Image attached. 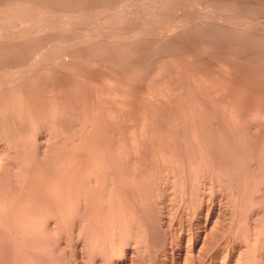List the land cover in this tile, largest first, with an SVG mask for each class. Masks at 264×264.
I'll use <instances>...</instances> for the list:
<instances>
[{
    "label": "rangeland",
    "instance_id": "obj_1",
    "mask_svg": "<svg viewBox=\"0 0 264 264\" xmlns=\"http://www.w3.org/2000/svg\"><path fill=\"white\" fill-rule=\"evenodd\" d=\"M13 1H15V2H13ZM52 3H53V5H52ZM67 3H69V4L66 5ZM138 9H139V11H138ZM155 16H159L158 18H160V19H157ZM124 17H126L127 19L126 18L124 19ZM130 17H131V19H130ZM179 17L180 18L183 17L182 19L190 21L188 29L182 34V36L183 35L184 36L183 37L181 36V38H180V39H182V42L179 39V42L176 43V45L173 46V48H168V49L164 48V53L165 52L167 53V54L165 53L166 59L164 62V66H166V68L169 71L167 69H165V67H164L163 72L158 71V69L155 66V64H156L155 63V54H156L155 40H156V37L159 34V30H166L172 24L178 23ZM204 17H206V18H204ZM18 18H19V20H18ZM68 18H69V20H68ZM152 18H155V19H152ZM202 19H206L205 23L200 24ZM125 20L127 21V23ZM153 20H157V21H153ZM111 22L114 25L111 24ZM137 22H138V24H137ZM225 22L229 23V25H230L229 29H228V23H227V25H222V24H225ZM248 22H250V23L248 24ZM120 23L123 25H121ZM246 23H247V25H246ZM136 24H137V26L139 25L141 28L136 29ZM166 24H167V26H166ZM231 24H234V25L235 24L236 25L237 24H243L246 26L250 25L252 27L254 26L256 28V31L259 33H255L254 31H252V33H251L250 31H246V30L242 31V29L240 27H238L239 29L236 28V26L234 28L233 25L231 26ZM48 25H50V26H48ZM23 26H24V28H23ZM115 26H118V27H115ZM104 27H106V28L104 29ZM231 27L237 31L233 32L234 30H232ZM262 27H264V0H261V1L260 0H256V1L255 0H229V1L228 0H142V1L141 0H86V1L85 0H74V1L73 0H45V1L44 0H30V1L29 0H0V29H1L0 30L1 31L0 32L1 33L0 34L1 35L0 36V74H2L7 68H8L7 70H13L14 68L16 69L18 66L23 67L24 64H25V66L26 65L28 66L30 63L32 65L36 61H39L40 62L39 64H41V65L43 64L44 68L46 67L52 73H54V74H52L50 71H48V69H46L45 72H44V70H42L43 73L40 71L41 74H39V75H38L39 72L36 73L37 75L34 74L35 72L31 73V74H29L30 76L28 77V82L24 84L23 88H22V86L18 87L19 89L21 88V90H18V88H17V89L10 90L12 93L10 91H8L7 93H3L4 96H6L5 100L3 98V94H0V97L2 96V98H3V99L1 98V101H0V108H1L0 115L3 114L0 116V131H1L0 134L2 133L1 134L2 136L0 135V155L1 154H3L4 156L6 155V157H4V159L0 160V162H1L0 163V179L3 180V181L0 180L2 183V184H0V186H1L0 189H2V190H0V191H2V192H0V195H1L0 197H1V202L3 204L2 206H3V208L5 207V209L1 210L2 206L0 205L1 206L0 215L2 213V215L0 216V264H115V263L116 264H181V263L183 264V261H185L184 264H228L229 261L236 262V263L238 262L237 264H239V263L242 264L241 261H243V259H245L246 255H248V258H250L251 260L252 259L254 260L251 263L255 262V260L258 258L257 260H259V261L256 260L257 263L255 262L253 264H264V253L262 254V252H264V241H263L264 240V235H263L264 229H262V228H264V226H263L264 225V220H263L264 219V209H263L264 208V205H263V203H264V197H263L264 196V188L259 189V187L261 185H262L261 187H264L263 186L264 182L261 183L262 181L259 178H258L259 180L258 179L256 180L257 176L255 175V174L258 175L259 173H261L262 169L260 170L259 168H257V171L255 170L257 173L255 171H254L255 173L252 172V174H254L256 176V177L252 176V178H253V180H256V181H253L252 179L250 180L251 175H252V174H250V171L252 170L251 168L255 167V166L259 167L263 164L262 162H264V161L261 162V160H262L261 158L264 157L263 156L264 155V148L261 146V144L259 145V143H261V142L264 143V138L262 137L263 136L262 131L257 130V132H256V130L254 131L251 128H247L246 124H244L245 123L244 121L246 119L243 121V124L245 125L243 127H245V129L242 126H239V125H241L240 122L236 121L235 119H232V118H234V115H232L233 113L229 114L228 116L225 115L224 112L226 111V109L223 110L224 109L223 105L220 102H218L215 98L211 97V96H213V94L210 95V97L209 96L207 97V99H206L207 101L204 100V104L206 106H204L203 108H200V109L199 108H193L192 104L194 102L192 103L191 100L186 101L185 98L184 99L182 98L184 95V92H183L184 89L186 88V90H185V92H186L189 89V87H185V88L183 87L182 88L183 90L181 89L182 93L178 92L179 95H178V93L174 94L178 98H176L173 95L172 96L173 98H171V100H169L168 98H166L167 97V96H165L166 94L165 95L163 94L165 96L163 98L161 96L162 95L161 90L164 89V87L168 86V85L165 86V84H168V83H166V80H168V77H167L168 74L171 75V78L173 81H175V82L177 81V84H182L186 79L190 78L187 75L189 74L191 76V74L193 73L191 71V69L192 68L196 69L197 67H195V65L198 64L197 62H195L193 64L191 60H193V61L195 60L196 52L198 51L202 57L204 56V58H202V59L203 60L205 59L206 63H208V65H207L208 66V70H207L208 73H206L205 77L211 76L212 78H215L214 80H218L219 78H220L219 80H221V78H222L223 81L225 80L224 78H226V80H228V78H229L228 81L229 82L231 81L232 85L228 81H226V80L224 81L226 84H228V85L230 84L229 86H233V83L236 82V85L234 84V86L237 87V89H240V86H241L242 89L241 90L236 89L237 91L234 90V91H236V93L240 91L238 94L235 93V96L238 95V96H236L238 99H236V98L235 99L238 103L241 102L245 106L247 104V102L252 100V97L256 98L258 96L257 95L258 92H256L257 93L256 94L254 91L255 89L253 87L258 86L257 84H259V83H260V85L262 84L261 85L262 87H264V80H263L264 79L263 78V74H264V50H263L264 49V28H262ZM98 28H99V30H98ZM96 31H97V33H96ZM113 31H114V33H113ZM115 32L117 33V36H116ZM245 32L247 34H245ZM91 33H93V34H91ZM108 33H109V36L111 33H113V34H111L113 36L112 40H110L111 36L109 37L107 35ZM95 35H102V36H105L107 38H105V37L102 38V36L101 37L96 36L97 38H95ZM118 35L120 37L119 41H117ZM123 35L125 36V38ZM230 35H231V37H230ZM116 37H117V39H116ZM208 37H209V39H208ZM121 38H123V39H121ZM86 39H88V40H86ZM103 39L105 41L108 39V44H107V41L105 44H103L104 43ZM114 39H116V40H114ZM197 39H199V40H197ZM97 40H99V42H97ZM100 40H102L101 44H100ZM27 41H28V44H27ZM88 42L91 44H93V42H95V43L92 46L91 44H88ZM110 42H112V43H110ZM5 46H7V47H5ZM77 47H78V49H77ZM214 47L217 49H215ZM198 49H200V50L202 49V51L204 50L203 53H201L202 51H199ZM33 50H35V51H33ZM8 51H10V53ZM134 51H135V53H134ZM205 51H206V54L202 55L205 53ZM251 51H252V53H251ZM174 53L176 54L175 55L176 57L174 56ZM238 53H239V55H238ZM141 54H142V56H141ZM79 55H82L83 58ZM170 55L173 56V58L175 57L171 61L172 63L170 62V60L172 58ZM34 56H35L36 60L34 59ZM145 56L147 59L148 58L149 59L147 60L145 58ZM140 57H141V59H140ZM190 57H191L190 61H187V59ZM193 57H194V59H192ZM254 57H256V58H254ZM4 58H5V60H4ZM52 59L55 62L56 61L57 62L55 63ZM142 59H146V60H144V62H143ZM213 59H216V60H213ZM51 60L54 64H56L55 65L56 68H55L54 64L50 62ZM209 60H210V63H209ZM223 60L225 62H222ZM30 61H33V62H30ZM110 61H112V62H110ZM127 61H128V63H127ZM26 62H28L29 64H27ZM71 62H74V63H71ZM166 62H167V64H166ZM190 62H191V66H189ZM58 63H60V64H58ZM108 64H109V66H111V68L109 67L106 69L105 67H108ZM121 64L123 66L120 69L121 66H119V65H121ZM172 64H173V67H175V69L173 67H171ZM229 64H230V67H229L230 69H228V68L226 69V67H228ZM62 65H64L65 67L63 68ZM69 65H70V67H69ZM72 65H74V66H72ZM100 65H101V67H100ZM221 65H225V66L221 67ZM231 65H233L234 69L231 68ZM234 65L237 67H235ZM10 66L12 69L9 68ZM53 66H54V68H53ZM168 66H169V68L171 67L173 69L170 68L171 69L170 70L168 68ZM187 66L190 70L187 68ZM216 66H217V68H219L218 69L219 72H218ZM176 67L178 69H176ZM180 67H182V68L184 67V68L182 69ZM211 67L214 68V70L212 69L213 71L210 70ZM257 67H258V70H257ZM115 68H116V70H115ZM185 68H186V70H185ZM215 68H216V70H215ZM220 68H221V70H220ZM103 69H104V71H103ZM105 69H106V71H105ZM57 70H58V73H57L58 75L55 74V72H53V71L57 72ZM86 70H88V73ZM237 70H239V71L237 72ZM64 71L67 73H65ZM210 71H212V72H210ZM49 72H50V74H48V75L45 74V73H49ZM78 72H79V74H78ZM225 72H226V74H225L226 77L224 75ZM239 72L244 73L245 75L244 74L243 75L246 77L243 79V77H241L243 75L242 74L239 75L238 74ZM262 72H263V74H262ZM98 73L100 76L98 75ZM146 73H147V75H146ZM161 73L164 76L163 81H165V84L160 80L161 79V77H160ZM166 73H167V75H165ZM171 73H174L175 75L171 74ZM227 73L230 75L232 74V77L234 75V78L232 79V77H231V80H230V77H228ZM32 74H34V75H32ZM70 74L74 77H72ZM92 74H93V76H92ZM219 74L220 75L223 74L222 75L223 77H220ZM236 74H238L239 77L235 76ZM50 75H52V76H50ZM53 75H55V76L57 75L56 76L57 77L56 79H58L57 83H60L62 85V86L60 85L62 90L57 89L58 92L56 90H54V89H56V87L54 88L53 84L50 83V80L52 81L53 79H55V78H53V77H55ZM87 75H88V77H87ZM141 75H143V76H141ZM260 75H261L260 79L262 78L261 80L259 79ZM33 76H35V78ZM122 76H123L124 80H122ZM133 76H134V78H133ZM145 76L147 79L145 78ZM158 77H160L159 78L160 81L158 80ZM211 77H210V79H212ZM236 77H238L240 81L238 79L236 80L235 79ZM240 77H241V79H240ZM156 78H157V81L160 82V83L157 82V84H159V86L155 82ZM216 78H218V79H216ZM96 79H97V81H96ZM125 79H127V80L130 79L132 84H131V82H129ZM206 79H208V78H206ZM245 79H247V80H245ZM30 80H31V82H29ZM40 80H41V82H38ZM234 80H236V81L233 82ZM237 81H239L240 83ZM243 81H244V83H243ZM245 81H247L248 84ZM46 82L48 83V86H47ZM128 82H129V85H126V83L128 84ZM145 82H146V84H145ZM249 82L253 83V85H254L252 87V84H251V87H250L251 90L249 88V85H250ZM142 83H144V84H142ZM255 83H256V85H255ZM50 84H52V85H50ZM160 84L161 85L163 84L162 85L163 87H162V89H159L158 91H160V92H158L156 90V88H161ZM238 84L240 85L239 87H238ZM130 85H132V86L130 87ZM156 85H157V87H156ZM49 86L51 87V89L54 88L53 91L50 90ZM60 86H59V88H60ZM24 87H26V88H24ZM37 87H38V89H36ZM73 87H75V89H73ZM121 87H123L125 89H123ZM127 87H128V89H126ZM130 88H132V89H130ZM59 90L61 91V93ZM94 91L97 94H95ZM165 91L167 93L168 89L166 90V88H165ZM244 91H245V93H244ZM125 92H127V93H125ZM128 92L130 94H128ZM131 92H133V93L131 94ZM220 92L218 94H220ZM251 92H253V93H251ZM65 93L67 96H65ZM71 93H72V95H70ZM157 93H160V94H157ZM162 93H163V90H162ZM222 93H223V91L221 92V94ZM38 94H40V95L42 94V95L40 96ZM133 94H135V96ZM8 95H9V97H8ZM45 96H46V98H45ZM248 96H250V97L248 98ZM21 97H22V99H21ZM48 97H49V99H48ZM76 97L78 99H76ZM152 97H154V98H152ZM214 97H217V95ZM6 98H8V99L11 98V99L8 100ZM33 98H34V100H33ZM74 99H75V101H74ZM37 100H39L40 102ZM4 101L7 104L9 103L10 108L11 107L12 108L10 109L9 105L7 106V104ZM8 101H10V102H8ZM41 101H43V103ZM180 102L182 104H180ZM37 103H38V105L39 104L40 105L38 106ZM241 103L238 104V107H240L242 105ZM54 104L58 107H56ZM66 104H68V105H66ZM53 105L56 108H54ZM184 105L188 108V110ZM195 105H197V103H195ZM195 105H194V107H195ZM153 106H154V108H152ZM189 106L190 107L192 106V107L190 108ZM214 106L215 107L217 106V107L215 108ZM75 107H77V108L75 109ZM161 107H162V109H161ZM2 108H3V110H2ZM4 108H6V110ZM13 108H14V111H12ZM189 108H190V110H189ZM212 108H214V109H212ZM42 109H43V111H42ZM4 110H5V112H3ZM165 110L167 113L165 112ZM220 110H222L223 112ZM15 112H16V114H15ZM159 112L161 115L160 114L158 115ZM196 113H198V114H196ZM217 113H219V114H217ZM227 113L228 112H226V114ZM163 114H165V115H163ZM223 115L227 116V118L230 120V121H228L229 123L224 122V121H227L228 119L226 118L227 120H225V116H223ZM173 116H174V118H173ZM222 116L224 117V119ZM165 117L167 119H165ZM197 117H203L201 119L202 125H199V123L197 124V119H196ZM207 118H208V121H207ZM10 119H12V120H10ZM231 119L233 122H231ZM164 120H166V121H164ZM48 121H49V123H48ZM169 121L171 122V124ZM195 121H196V124H194ZM206 122H207V124L208 123H211V124L207 125ZM213 122L217 123L218 125L214 124ZM222 122H223V124H222ZM235 122H237V123H235ZM246 122H247V120H246ZM175 123H176V125H175ZM186 123L187 124L190 123V125H192V126L195 125L194 128L197 126L196 128H198V129H200L199 127H201V128L203 127L200 130H203L205 128L203 131H205V133H206V139L207 140L214 139L211 137H212V135L214 136L215 132L217 133V131L219 132L222 130L224 133H226L223 130V128L225 127L224 129H226L228 127L229 130H231V131H232V129L234 130L232 134L235 137H232V138H235V139L241 138V140L239 139L241 142L244 139V141H243L244 146H245V143L247 141H249V142H247V144L250 143L249 145H246L245 147L241 145L242 147H240L239 150L240 151L242 150L244 152L246 151L247 153L249 150H251L252 152L249 151L248 154L252 153V154H250V156L252 158L248 157L249 158V160H248V158L246 156L244 159L243 157L247 153L240 152L239 150H237V151H239L238 152L239 154L237 153V156L238 155L240 156L241 159L240 158L239 159H240V162L242 165L243 164L245 165L246 163L251 161V159H252V161L255 162V164L253 162L254 166H252L251 168H250V165L252 164V162H250L249 165L247 164V166H249V169H250V171L248 172L247 171V170H249L248 167H246V165L242 166L241 164H239V161H238L237 168L240 167L239 165H241L242 169L241 168L236 169L239 171V172L237 171L238 172L237 177H241V175H242V177H241V179H239L237 177H236L237 179L235 178L236 179V181H235L236 182L235 183L236 189L235 190H237V191L233 194V196H227L228 198L232 197L229 199H233V200L235 199L236 204L234 202L232 204L233 200L232 201L228 200V202H226L228 199L225 196L226 194L222 193L223 194L222 195L220 192L221 191L220 188L222 189V186H224L227 183V181L224 179L227 176V172H225V171L223 172V173H225L224 174L225 177H224L223 173H221V170L220 169H219V171L216 170L217 168L214 166L213 163H211V162L215 161L213 158L216 157V155L212 154L214 152L216 153V151L212 149V147L216 148L215 145L212 146L211 144H209L211 146L210 147L211 149H210V151L208 150V152H207L208 155L205 158V161H206V162H204L205 165L203 163L204 168H210L211 167L210 169L204 170V168L200 167L202 164L200 166L197 165L198 166L197 167L196 165H194L195 163L192 164V162L191 163L189 162L190 164H188V166L186 165L185 160L187 159L189 161V158H188L189 156H188V154H186V157L187 156L188 157L187 158L185 157V155H184L186 153L185 150L187 149V153H190V151H191L189 149L190 148L189 145L186 142V139L188 138V137H186L188 134L185 132V126L187 125ZM224 123H225V125H224ZM238 123H239V125H237ZM162 124H163V127H165L164 129L162 128ZM184 124H185V126H184ZM222 125H224V126H222ZM39 126H41V127H39ZM12 127H13V130H12ZM46 127H47V129H46ZM172 127H174V129ZM177 128H179L180 130ZM182 128L184 130H182ZM219 128H220V130H219ZM246 128L249 130L246 131L247 130ZM36 130H38V131H36ZM46 130H49V131H46ZM156 130L159 132H157ZM229 130H228V133L231 132ZM250 130H252V131H250ZM17 131H19V132H17ZM32 131L33 132L35 131V134L37 133L38 136L35 135ZM39 131L41 132L40 134H39ZM212 131L214 132V134L212 133ZM253 131L255 134L253 133ZM160 132H162V134H163L162 136L165 137V139H164L165 142H163L164 141L163 138L161 139L163 141H161L159 137H156V136H158V134H160ZM223 132H221V133L224 135ZM14 133H16V134H14ZM42 133H43V135H42ZM170 133H172L173 135ZM178 133H180V134H178ZM184 133H186V135ZM261 133H262V135H261ZM207 134H208V136H207ZM218 134L220 137L223 136L220 133H218ZM31 135H33V136H31ZM52 135H54V136H52ZM174 135H177V136L174 137ZM181 135L183 137H181ZM255 135H256V137H254ZM29 136H31V137H29ZM41 136H42V138H41ZM215 136H217V135L215 134ZM219 136H217L216 138H218ZM245 136L249 137L250 139L247 137L245 138ZM50 137H53V138L50 139ZM179 137H181V138L179 139ZM31 138L36 139L35 140L36 142H34V140ZM48 138L50 139L49 141H48ZM229 138L232 139L231 137H229ZM45 139H46V141H45ZM1 140H3L4 142ZM28 140H29V144H27L28 142H26ZM39 140L42 142L40 143ZM37 142L39 145L37 144ZM161 142L165 146L168 145L167 148H164L165 154H164V156L162 155L163 157H161V155L159 153V149H158L159 148L158 146ZM3 143H5L6 145L8 143H10V146H12L13 149H11L12 147L11 148L8 147L9 144H8V146H6ZM18 143H22L24 147H26V145H27V147L24 148L23 146H21V148H20L19 146L22 144H18ZM35 143H36L38 148L35 146ZM42 143H43V145H42ZM17 144H18V146H17ZM40 144L43 147H41ZM45 144H46V146H45ZM170 144H172V145H170ZM178 144H179V146H177ZM47 145H48V147H47ZM256 145H258V147L261 146V148H263V149H259L260 147L257 149ZM39 146L41 147V149H43L45 146V148H44L45 151H44V149H43V151L46 154H44L42 151H39V150H41ZM249 146H252L254 148H252V147L250 148ZM263 146H264V144H263ZM1 147H2V149H1ZM179 147H181V148L183 147V148L181 149ZM255 147L257 150L255 149ZM6 148H7V150H6ZM8 148H9V150H8ZM119 148H121V149L119 150ZM222 148H224V147H222ZM166 149H167V153H166ZM3 150L7 151V152H4ZM12 150L15 153L12 152ZM168 150H169V152H168ZM211 150H213V151H211ZM33 151H36V152H33ZM255 151H257V153ZM8 152H11L9 154L11 156H9V157L7 155ZM22 152H23V154H22ZM122 152H124V153H122ZM171 152H172V154H171ZM178 152H179V155H178ZM240 153L241 154L244 153V154L241 156ZM25 154H27V155H25ZM209 154L214 156V157H212V156L209 157ZM222 154H224V153H222ZM12 155L17 157L18 159L16 158L15 159L16 161H15L13 159L15 157L12 158ZM17 155H19V156H17ZM158 155L161 159L162 158L164 159V160L163 159L162 160L164 161L165 165L166 164L168 165L166 167L169 171H171V170L173 171V169H174L173 172H175L177 170L179 171L181 166L184 167V168H181V170H180L181 174L179 173L181 180L179 178L178 179L173 178L172 182H173V185H175V186L172 185L173 188L172 187L169 188L168 186L163 185L162 182H161L162 183V185H161L160 180L157 181V179L160 178V175L158 176V173L160 172L159 171V163L161 162V159L158 157ZM155 156H156V158H155ZM179 156L183 157V158L181 160L177 159V157L180 158ZM31 157H32V159H31ZM184 157H185V160H184ZM223 157H225L224 158L225 160L226 159L228 160L227 157H230V155H228V153L225 152V154H224V156H222V158ZM9 158L12 159V161ZM38 158L40 159V161ZM31 160H33V161H31ZM45 160H47V161H45ZM258 160L261 163H259ZM8 161H11V162L9 163ZM96 161H97V163H96ZM177 161H180V162H177ZM181 161H182V164H181ZM188 161H187V163H188ZM207 161H209V162H207ZM244 161L245 162L248 161V162L244 163ZM4 163H5V165H4ZM17 163H20L21 165L17 164ZM257 163H259V164H257ZM2 164H3V166H1ZM155 165H157L158 167H156ZM189 165L191 166V168ZM192 165H193V167H192ZM42 166H43V169H40V168H42ZM178 166L180 167L179 169H178ZM205 166H208V167H205ZM22 167H23V169H22ZM196 167L199 169H197ZM244 167H246L247 170ZM20 168L25 172L24 173L25 175L22 173L23 171H19V173H17ZM212 168H214V169H212ZM254 169H256V168H254ZM258 169L260 170L259 173H258V171H259ZM1 170H2V172H1ZM93 170H94V172H92ZM182 170H184L186 172H182ZM192 170L194 172L201 171L202 174L200 172H199V174L193 173ZM208 170H210V171H208ZM243 171H245V172H243ZM246 171H247V173H246ZM12 172H14L15 175L17 173V175L15 176ZM42 172H44V173H42ZM100 172H101V174H100ZM206 172H208V173H206ZM5 173H7V174H5ZM28 173H30V174H28ZM33 173H34V175H33ZM4 174H5V177H7V175L9 176V174L11 177L9 176L10 178L7 177L8 179H6L4 177ZM22 174H23V176H22ZM203 174H204V177H203ZM243 174L246 177L243 176ZM13 175H14V177H13ZM20 175H21V177H20ZM120 175H121V177H120ZM188 175H190V176L187 177ZM191 175H192V178H191ZM17 176L20 177L19 178L20 180L17 178ZM156 176H158V177H156ZM249 176H250V178L248 179L247 177H249ZM258 176L262 177L261 174H259ZM3 177H4V179H3ZM34 177H35V179H34ZM97 177H100V178H97ZM174 177H175V175H174ZM176 177H179L178 174H176ZM194 177H196V178H194ZM209 177H211V178L209 179ZM214 177H216V178H214ZM221 177H222V179H221ZM243 177H245V178H243ZM187 178H189V179L187 180ZM246 178L248 180H246ZM9 179H11V180H9ZM12 179L14 181H12ZM218 179H220L219 182H218ZM5 180H8V182L9 181L10 182L9 183L5 182ZM110 180H111V182H110ZM174 180L176 182H174ZM192 180H193V182H192ZM202 180H205V181H203L201 183ZM214 180H215V182H214ZM189 181H191L192 183ZM211 181L213 183H211ZM246 181L248 182L247 183L248 185L246 184ZM259 181H261V182L259 183ZM208 182H209V184H208ZM238 182H239V184H238ZM256 182H258L257 183L258 185L256 184ZM199 183L203 185V186L200 185L201 187L205 188L204 191H198V192L196 191V193L191 192L192 190H190V186L192 185L191 187L194 188V187H197V184H198V187H199ZM254 184L258 190L255 189ZM7 185H9V186L11 185L12 188L8 187V189L14 190L15 194L13 193V191L10 192L11 190L9 191L8 189H6ZM113 186H114V188H113ZM214 186H217V187H214ZM4 187H6V188L3 189ZM178 187L180 189H178ZM225 187H227V185H225ZM225 187H223V189H225ZM187 188H189L188 189L189 191H187ZM207 188H208V190L210 188L211 191H208ZM213 188H214V190H213ZM170 189H172L173 191ZM252 189H253V191H252ZM261 189L263 190L262 192H261ZM175 190L176 191L178 190L179 193L176 192ZM246 191H247V193H245ZM104 192H105V194H104ZM207 192L209 193V196H208ZM248 192H249V194H248ZM7 193L8 194L13 193V194H11L12 196L9 195L10 198L12 197L13 199L12 198L10 199ZM193 193H194V195H196V197L194 195H192ZM244 194H245V196H244ZM4 196L6 198L5 200L3 199ZM260 196H261V198H260ZM37 197H38V199H37ZM39 197H40V199H39ZM108 197H110V198H108ZM193 197H194V201H193ZM7 198H8V200H7ZM27 198H28V202H27ZM106 198H107V200H106ZM247 198L250 199V201ZM255 198L256 199L259 198V200H256ZM2 199L5 202H3ZM23 199H24V204H21V203H23L22 202ZM25 199H26V201H25ZM41 199H43V201ZM244 199H246V200H244ZM9 200H10V202L7 203ZM36 200H40L42 202V204H39L40 202L36 201ZM103 200H104V203H103ZM216 200H217V202H216ZM29 201H31V202L33 201L32 203H34V204L29 203ZM34 201L36 203L38 202L36 204L38 206V208H36L37 206H35ZM229 201L231 203L230 204L231 207L229 205ZM1 202H0V204H1ZM218 202L220 203V205ZM260 202L262 205L260 204ZM4 203H5V205L8 204L7 207L4 205ZM25 203H28V205L26 204L27 205L26 207H28L27 209L31 208L30 211L35 210L34 212L35 213L37 212L36 214L38 216H36V217H42V221L41 220H39V221L42 222L41 224L43 227L41 226V224L40 225L38 224V226L36 224H34V222L36 220L39 223L38 219H40V218L36 219L34 222L29 219L28 215L31 212L29 211V214H28V211L26 210V207H25ZM43 203H44V205H43ZM59 203H60V205H59ZM65 203H67L66 205H68V206L65 207V205H64ZM20 204L22 206L24 205L23 206L24 208L22 206H19ZM31 204H32V206H30ZM45 204H46V206H45ZM196 204H198V206ZM227 204L229 206H227ZM12 206H13V208H12ZM18 206L20 207L21 210L16 208ZM40 206H41V208L46 207L45 210L51 211V213H49L48 211H43L44 208H42L43 214L45 212L49 213L47 218H49V215H51V214L52 215L56 214V215H53V216L51 215V218H49L50 220L48 219L49 221L47 219H45L46 218L45 215H47V213L44 214V217L39 216L38 211H36V210H38ZM255 206H257V207H255ZM228 207H229V209H228ZM32 208H34V209H32ZM231 208L234 210H232ZM245 208H246V210H245ZM6 209L12 210L14 214L12 213V211H9V210L6 211ZM17 209L20 211V213L23 212L22 214H25L27 212L28 215L25 214V215L21 216V214L18 212ZM217 210H218V212H217ZM250 210H252V211H250ZM8 211H9V213L11 212V214H13V215L11 216L9 213H7ZM15 211H17L16 214H18V215L15 214ZM39 211H40L39 213H41V209H39ZM108 212H110V213H108ZM260 212L262 213V215H260L261 214ZM42 213L40 215H43ZM57 213H58V215H57ZM98 213H100V214H98ZM207 213L208 214H214V215L216 214V217L218 218V219H216V217H215V219L217 220V221L215 220L216 224L214 223L215 225H213L212 227L210 226V229L208 228L210 224L208 222H205V220H204ZM231 213H232V216H230ZM8 214H9L11 219L16 218V219L22 220V221H20L21 223L18 221L21 225L20 224L17 225V222H16V224H14L15 223L14 221H16V220H14V219L11 220L9 218V216H7ZM19 214H20V216H19ZM249 215H251V216H249ZM258 215H259V217H258ZM24 216L26 219L28 217V219L31 221L30 222L31 224L30 225L28 224L29 228L24 227V225H25L24 223H26V225H27V222L25 221L26 219L24 218ZM99 216H100V218H99ZM20 217H21V219H20ZM123 217H125V218H123ZM254 217H257V218H254ZM35 218H33V219H35ZM227 218L230 220L226 221ZM259 218H261V219H259ZM8 219H10L11 221ZM43 219L47 223L46 222L44 223ZM52 219H54L53 221H55V222H53V224H52ZM107 219H109V220H107ZM223 220H225V221H223ZM256 220L258 221L257 224H256ZM250 221H252V222H250ZM9 222H11L10 223L11 225H9ZM37 222H35V223H37ZM203 222H204V224H203ZM239 222H240V225H239ZM32 223L35 226H32L33 225ZM48 223L49 224L51 223L52 225L51 224L49 225ZM13 224H14V226H12ZM15 225H16V227H15ZM112 225H113V227H111ZM18 226H20V227L18 228ZM21 226H23V227H21ZM30 226L34 227L33 230H36L35 227L37 228L40 226L42 228L45 227L44 228L45 230L43 232L42 228H40V230H39V228H37L38 231H36V233L35 232L33 233V230H32L33 236L32 235L30 236V234H31L30 233L31 232ZM242 226L245 228H243ZM12 227H15L16 230L14 228L12 229ZM226 227H228V228H226ZM253 227L256 229H254ZM23 228H26V229H23ZM247 228H249L250 230ZM257 228H258V230H257ZM106 229H107V231H106ZM252 229L254 230L253 231L254 233L252 232ZM19 230H20V232H19ZM24 230H25L24 234H26L25 236L23 233H21ZM26 230H27V232H26ZM100 230H101V233H100ZM259 230H262V231H259ZM39 231H40V233H39ZM105 231H106V233H105ZM245 231H246V233H245ZM237 232H239L240 235ZM14 233H16L18 235L14 234ZM27 233H30V234L27 235ZM260 233H262V234L260 235ZM21 234L24 237L27 236L28 241L26 239L27 237L24 238ZM257 234H259V235L257 236ZM242 235H243V237L245 236L244 237L245 239L242 238ZM247 235H249V236L247 237ZM254 235H255V237H253ZM18 236L22 240H20L19 238L16 239V237H18ZM92 236H95V237H92ZM200 236L202 237L203 240L201 239ZM193 237L196 239L200 238L199 240H202L203 242L201 244H199L198 246H196L197 248L194 247L193 249H191L189 244H191V242L193 240H195ZM251 237L254 238V241H252L253 239ZM191 238L193 240H190ZM247 238H249V239H247ZM261 238H263V239H261ZM241 239L243 240V242ZM256 239H258L259 242L255 241ZM250 240L252 242V245L248 244L250 242ZM245 242H247V243H245ZM256 243H257V245H254ZM41 245H42V247H41ZM230 246L233 247V249ZM246 246H248V247H246ZM37 247H38V251H37ZM39 247L42 250H40ZM198 247H200V248H198ZM244 247H245V250H243ZM249 248H252V249H249ZM195 249L197 252L195 251ZM262 249H263V251L260 252V250H262ZM185 250H186V253L188 252L187 254L185 253ZM224 250H226V252H224ZM246 250L247 251L250 250L249 253ZM256 250H257V253L259 252L258 254L256 253ZM253 251H255V252H253ZM243 252H246V253H243ZM235 253L237 255L239 253V255H241V256L238 255V257H235L236 256ZM260 253L263 256H261ZM239 257L240 258L242 257V259H238ZM253 257H255V259ZM232 258H235V259H232ZM248 258L246 257V259H248ZM181 260H183V261H181ZM235 260H237V261H235ZM243 262H245V261H243ZM236 263H234V264H236ZM245 263H247V260ZM251 263H247V264H251Z\"/></svg>",
    "mask_w": 264,
    "mask_h": 264
},
{
    "label": "bare ground",
    "instance_id": "obj_2",
    "mask_svg": "<svg viewBox=\"0 0 264 264\" xmlns=\"http://www.w3.org/2000/svg\"><path fill=\"white\" fill-rule=\"evenodd\" d=\"M29 1H30V0H29ZM44 1H45V0H44ZM73 1H74V0H73ZM85 1H86V0H85ZM141 1H142V0H141ZM228 1H229V0H228ZM255 1H256V0H255ZM260 1H261V0H260ZM13 2H15V1H13ZM16 2H17V1H16ZM42 2H43V1H42ZM51 2H52V1H51ZM54 2H55V1H54ZM89 2H90V1H89ZM103 2H104V1H103ZM160 2H161V1H160ZM262 2H263V1H262ZM262 2H261V3H262ZM17 3H18V2H17ZM26 3H27V2H26ZM91 3H92V2H91ZM257 3H258V2H257ZM68 4H69V3H67L66 5H68ZM167 4H168V3H167ZM253 4H254V3H253ZM31 5H32V4H31ZM52 5H53V3H52ZM77 5H78V4H77ZM257 5H258V4H257ZM10 6H11V5H10ZM58 6H59V5H58ZM61 6H62V5H61ZM102 6H103V5H102ZM187 6H188V5H187ZM21 7H22V6H21ZM36 7H37V6H36ZM40 7H41V6H40ZM50 7H51V6H50ZM81 7H82V6H81ZM166 7H167V6H166ZM228 7H229V6H228ZM38 8H39V7H38ZM260 8H261V7H260ZM25 9H26V8H25ZM34 9H35V8H34ZM178 9H179V8H178ZM88 10H89V9H88ZM194 10H195V9H194ZM71 11H72V10H71ZM117 11H118V10H117ZM138 11H139V9H138ZM140 11H141V10H140ZM170 11H171V10H170ZM120 12H121V11H120ZM142 12H143V11H142ZM199 12H200V11H199ZM20 13H21V12H20ZM31 13H32V12H31ZM65 13H66V12H65ZM90 13H91V12H90ZM166 13H167V12H166ZM191 13H192V12H191ZM258 13H259V12H258ZM51 14H52V13H51ZM123 14H124V13H123ZM176 14H177V13H176ZM178 14H179V13H178ZM243 14H244V13H243ZM79 15H80V14H79ZM114 15H115V14H114ZM190 15H191V14H190ZM207 15H208V14H207ZM112 16H113V15H112ZM13 17H14V16H13ZM37 17H38V16H37ZM148 17H149V16H148ZM148 17H147V18H148ZM153 17H154V16H153ZM155 17H156L157 19H160V18H158L159 16H155ZM180 17H181V16H180ZM180 17H179L178 23L172 24V25H171L170 27H168L166 30H159V34H158L157 37H156V40H155V47H156V49H155V50H156V54H155V63H156V64H155V66H156V68L158 69V71H162V72H163V71H164V67H165V69H167L166 66H164V62H165V59H166V56H165V53H166V52L164 53V48H167V49H168V48H173V46H175L176 43L179 42V39L181 38L182 34L188 29V26H189L190 21H189V20L182 19L183 17H182V18H180ZM209 17H210V16H209ZM253 17H254V16H253ZM6 18H7V17H6ZM125 18H126V17H124V19H125ZM162 18H163V17H162ZM202 18H203V17H202ZM204 18H206V17H204ZM218 18H219V17H218ZM233 18H234V17H233ZM245 18H246V17H245ZM39 19H40V18H39ZM80 19H81V18H80ZM126 19H127V18H126ZM130 19H131V17H130ZM152 19H155V18H152ZM152 19H151V20H152ZM252 19H253V18H252ZM18 20H19V18H18ZM68 20H69V18H68ZM115 20H116V19H115ZM122 20H123V19H122ZM161 20H162V19H161ZM170 20H171V19H170ZM172 20H173V19H172ZM205 20H206V19H202L201 22H200V24L205 23ZM125 21H126V20H125ZM153 21H157V20H153ZM226 21H227V20H226ZM249 21H250V20H249ZM35 22H36V21H35ZM47 22H48V21H47ZM47 22H46V23H47ZM76 22H77V21H76ZM151 22H152V21H151ZM258 22H259V21H258ZM6 23H7V22H6ZM16 23H17V22H16ZM55 23H56V22H55ZM59 23H60V22H59ZM74 23H75V22H74ZM114 23H115V22H114ZM126 23H127V21H126ZM227 23H228V22H225V24H222V25H227ZM242 23H243V22H242ZM249 23H250V22H248V24H249ZM251 23H252V22H251ZM259 23H260V22H259ZM43 24H44V23H43ZM89 24H90V23H89ZM111 24H113V23L111 22ZM115 24H116V23H115ZM117 24H118V23H117ZM120 24H121V23H120ZM137 24H138V22H137ZM137 24H136V29H137V28L140 29L141 27H140L139 25L137 26ZM142 24H143V23H142ZM155 24H156V23H155ZM74 25H75V24H74ZM113 25H114V24H113ZM113 25H112V26H113ZM121 25H123V24H121ZM124 25H125V24H124ZM232 25H233L234 28H235V26H236V28L240 27V28L242 29V31L246 30V31H250L251 33H252V31H254L255 33H259V32L256 31V28H255L254 26H253V27L250 26V25H249V26H246L247 23H246V25H243V24H237V25H236V24H235V25H234V24H231V26H232ZM257 25H258V24H257ZM17 26H18V25H17ZM48 26H50V25H48ZM141 26H142V25H141ZM166 26H167V24H166ZM45 27H46V26H45ZM96 27H97V26H96ZM113 27H114V26H113ZM115 27H118V26H115ZM134 27H135V26H134ZM229 27H230V25H229V23H228V29H229ZM258 27H259V26H258ZM23 28H24V26H23ZM105 28H106V27H104V29H105ZM231 28H232V27H231ZM231 28H230V29H231ZM262 28H264V27H262ZM25 29H26V28H25ZM67 29H68V28H67ZM104 29H103V30H104ZM193 29H194V28H193ZM238 29H239V28H238ZM241 29H240V30H241ZM258 29H259V28H258ZM0 30H1V29H0ZM96 30H97V29H96ZM98 30H99V28H98ZM118 30H119V29H118ZM221 30H222V29H221ZM232 30H234V29L232 28ZM20 31H21V30H20ZM55 31H56V30H55ZM136 31H137V30H136ZM235 31H237V30H234L233 32H235ZM0 32H1V31H0ZM29 32H30V31H29ZM52 32H53V31H52ZM98 32H99V31H98ZM116 32H117V31H116ZM116 32H115V33H116ZM239 32H240V31H239ZM13 33H14V32H13ZM24 33H25V32H24ZM64 33H65V32H64ZM96 33H97V31H96ZM113 33H114V31H113ZM113 33H111V34H113ZM241 33H242V32H241ZM0 34H1V33H0ZM11 34H12V33H11ZM20 34H21V33H20ZM20 34H19V35H20ZM28 34H29V33H28ZM30 34H31V33H30ZM32 34H33V33H32ZM91 34H93V33H91ZM111 34H110V36H111V39H110V40H112V37H113ZM118 34H119V33H118ZM233 34H234V33H233ZM245 34H247V33L245 32ZM245 34H244V35H245ZM9 35H10V34H9ZM89 35H90V34H89ZM107 35L109 36V33H108ZM206 35H207V34H206ZM226 35H227V34H226ZM0 36H1V35H0ZM10 36H11V35H10ZM21 36H22V35H21ZM25 36H26V35H25ZM25 36H24V37H25ZM93 36H94V35H93ZM96 36L101 37L102 35H95V38H97ZM110 36H109V37H110ZM116 36H117V33H116ZM120 36H121V35H120ZM123 36H124V35H123ZM183 36H184V35H183ZM183 36H182V37H183ZM211 36H212V35H211ZM216 36H217V35H216ZM216 36H215V37H216ZM245 36H246V35H245ZM249 36H250V35H249ZM254 36H255V35H254ZM24 37H23V38H24ZM84 37H85V36H84ZM87 37H88V36H87ZM103 37H105V36H102V38H103ZM109 37H108V38H109ZM226 37H227V36H226ZM230 37H231V35H230ZM7 38H8V37H7ZM102 38H101V39H102ZM105 38H107V37H105ZM124 38H125V36H124ZM259 38H260V37H259ZM8 39H9V38H8ZM21 39H22V38H21ZM90 39H91V38H90ZM99 39H100V38H99ZM116 39H117V37H116ZM116 39H114V40H116ZM121 39H123V38H121ZM204 39H205V38H204ZM208 39H209V37H208ZM230 39H231V38H230ZM33 40H34V39H33ZM86 40H88V39H86ZM92 40H93V39H92ZM103 40H104V39H103ZM119 40H120V37H119V35H118V40H117V41H119ZM149 40H150V39H149ZM180 40H181V42H182V39H180ZM197 40H199V39H197ZM212 40H213V39H212ZM251 40H252V39H251ZM101 41H102V40H100V44H101ZM106 41H107V44H108V39H107ZM106 41L104 40V41H103V42H104L103 44H105ZM191 41H192V40H191ZM234 41H235V40H234ZM2 42H3V41H2ZM11 42H12V41H11ZM21 42H22V41H21ZM21 42H20V43H21ZM30 42H31V41H30ZM34 42H35V41H34ZM44 42H45V41H44ZM97 42H99V40H97ZM97 42H96V43H97ZM112 42H113V41H112ZM112 42H110V43H112ZM114 42H115V41H114ZM198 42H199V41H198ZM209 42H210V41H209ZM214 42H215V41H214ZM232 42H233V41H232ZM253 42H254V41H253ZM83 43H84V42H83ZM94 43H95V42H93V44H94ZM124 43H125V42H124ZM193 43H194V42H193ZM203 43H204V42H203ZM211 43H212V42H211ZM27 44H28V41H27ZM64 44H65V43H64ZM85 44H86V43H85ZM88 44H91V43L88 42ZM93 44H91V45L93 46ZM100 44H99V45H100ZM199 44H200V43H199ZM215 44H216V43H215ZM29 45H30V44H29ZM76 45H77V44H76ZM95 45H96V44H95ZM97 45H98V44H97ZM222 45H223V44H222ZM255 45H256V44H255ZM41 46H42V45H41ZM44 46H45V45H44ZM153 46H154V45H153ZM237 46H238V45H237ZM241 46H242V45H241ZM256 46H257V45H256ZM258 46H259V45H258ZM1 47H2V46H1ZM5 47H7V46H5ZM26 47H27V46H26ZM30 47H31V46H30ZM69 47H70V46H69ZM69 47H68V48H69ZM73 47H74V46H73ZM78 47H79V46H78ZM78 47H77V49H78ZM197 47H198V46H197ZM224 47H225V46H224ZM231 47H232V46H231ZM262 47H263V46H262ZM82 48H83V47H82ZM92 48H93V47H92ZM94 48H95V47H94ZM110 48H111V47H110ZM186 48H187V47H186ZM214 48H215V47H214ZM227 48H228V47H227ZM37 49H38V48H37ZM70 49H71V48H70ZM151 49H152V48H151ZM215 49H217V48H215ZM240 49H241V48H240ZM240 49H239V50H240ZM245 49H246V48H245ZM5 50H6V49H5ZM72 50H73V49H72ZM119 50H120V49H119ZM141 50H142V49H141ZM198 50H199V51H202V49H201V50L198 49ZM239 50H238V51H239ZM253 50H254V49H253ZM263 50H264V49H263ZM20 51H21V50H20ZM33 51H35V50H33ZM169 51H170V50H169ZM187 51H188V50H187ZM194 51H195V50H194ZM196 51H197V50H196ZM203 51H204V50H203ZM203 51H202L201 53H203ZM230 51H231V50H230ZM8 52L10 53V51H8ZM115 52H116V51H115ZM139 52H140V51H139ZM197 52H198V51H197ZM197 52H196L195 60H194V61L191 60L193 64H194L195 62L198 63L197 65H195V67H197V68H196V69H193V68L191 69V71H192L193 73L191 74V76L188 74L187 76H189L190 78L186 79L182 84H177V81H176V82L173 81L172 78H171V75H169V74H168V76H167V77H168V80H166V83H168V84H165V81H163V80H164V76H163L162 73H161V75H160L161 79H160V80L165 84V86L168 85V86L164 87V89H162V87H163L162 85H163V84H162V85L160 84V85H161V86H160L161 88H156L157 91H158L159 89H162V90H163V93H162V90H161V94H162L161 96H162V98L165 97V96H167L166 98H168L169 100H171V98H173L172 96H173L174 94H176V93H178V92H179V93H182L181 89H182L183 87H184V88H185V87H189V89L186 91L187 93L185 92L186 88L184 89V91H183V92H184V95L182 94V95H183L182 98H183V99L185 98L186 101H187V100H188V101L191 100L192 103L194 102V103L192 104V105H193V108H199V109H200V108H203L204 106H206V105L204 104V100H206L208 96L210 97V95L213 94V96H211V97L215 98L218 102H220V103L223 105V108H224L223 110L226 109V111L224 112L225 115L228 116L229 114H232V113H233L232 115H234V118H232V119H235L236 121L240 122V124H241V125H239V123H238L237 125L243 127V126H245L244 124H246V127H247V128H251V129L254 130V131L256 130V132H257V130H260V131H262V133H263V136H262V137L264 138V123H263V122H264V87L261 86L262 84H261V85H260V83L257 84V85L259 86V87H258V86H254L253 83L249 82V83H250L249 88L251 87V84H252V87L254 86L253 88H254L255 90H254V89H253V90L255 91V93L258 92V94L256 93L258 96H257L256 98L252 97V100L249 101V102L246 101L247 104L245 103V104H246L245 106L243 105V103L240 102V103L242 104V105H241L242 107H241V106L238 107V104H240V103H238V102L236 101V99H238L236 96H238V95L235 96V93H236L237 90H241L242 88H241V86L238 84V87L240 86V89H237V87H235L234 84L236 85V82H235V81H236L237 79L239 80V78H238L239 75H241V74L243 75L244 73L239 72V73H238L239 75H238V74L235 75V76H238V77H236V78H235L236 80L233 81V82H235V83H233V86H234V87H233V86H229V85L231 84V81H230V82L228 81L229 78H228V80H226V78H224L226 81H228V82L230 83V84L228 85V84H226V83L224 82L225 80L223 81L222 78H221V80H222V81H221V80H219L220 78H219V79L216 78V79H218V80H214L215 78H212L211 76H210V77H211L212 79H210V77H207V76L205 77L206 73H208V72H207V70H208V66H207L208 63H206L205 59H204V60L202 59V58H204V56L202 57L201 54H200L199 52H198V53H197ZM207 52H208V51H207ZM23 53H24V52H23ZM68 53H69V52H68ZM112 53H113V52H112ZM134 53H135V51H134ZM251 53H252V51H251ZM255 53H256V52H255ZM27 54H28V53H27ZM29 54H30V53H29ZM41 54H42V53H41ZM110 54H111V53H110ZM143 54H144V53H143ZM146 54H147V53H146ZM166 54H167V53H166ZM171 54H172V53H171ZM205 54H206V51H205V53L202 54V55H205ZM233 54H234V53H233ZM244 54H245V53H244ZM21 55H22V54H21ZM34 55H35V54H34ZM37 55H38V54H37ZM85 55H86V54H85ZM130 55H131V54H130ZM175 55H176V54L174 53V56H175ZM194 55H195V54H194ZM211 55H212V54H211ZM224 55H225V54H224ZM238 55H239V53H238ZM2 56H3V55H2ZM9 56H10V55H9ZM27 56H28V55H27ZM38 56H39V55H38ZM38 56H37V57H38ZM56 56H57V55H56ZM68 56H69V55H68ZM79 56L82 57V55H79ZM141 56H142V54H141ZM170 56H171V55H170ZM170 56H169V57H170ZM220 56H221V55H220ZM228 56H229V55H228ZM240 56H241V55H240ZM6 57H7V56H6ZM17 57H18V56H17ZM28 57H29V56H28ZM87 57H88V56H87ZM153 57H154V56H153ZM171 57H172V58H171ZM171 57H170V58H171L170 62H171L176 56H175L174 58H173V56H171ZM232 57H233V56H232ZM245 57H246V56H245ZM249 57H250V56H249ZM49 58H50V57H49ZM72 58H73V57H72ZM82 58H83V57H82ZM107 58H108V57H107ZM145 58H146V56H145ZM254 58H256V57H254ZM34 59H35V56H34ZM85 59H86V58H85ZM94 59H95V58H94ZM133 59H134V58H133ZM140 59H141V57H140ZM146 59H147V58H146ZM146 59H142L143 62H144V60H146ZM148 59H149V58H148ZM148 59H147V60H148ZM152 59H153V58H152ZM188 59H189V60H188ZM188 59H187V61H190L191 57L188 58ZM192 59H194V57H193ZM247 59H248V58H247ZM4 60H5V58H4ZM35 60H36V59H35ZM49 60H50V59H49ZM52 60H53V59H52ZM52 60L50 61L51 63H53ZM75 60H76V59H75ZM79 60H80V59H79ZM79 60H78V61H79ZM98 60H99V59H98ZM109 60H110V59H109ZM213 60H216V59H213ZM229 60H230V59H229ZM33 61H34V60H33ZM33 61H30V62H33ZM41 61H42V60H41ZM47 61H48V60H47ZM47 61H46V62H47ZM53 61H54V60H53ZM63 61H64V60H63ZM78 61H77V62H78ZM90 61H91V60H90ZM94 61H95V60H94ZM125 61H126V60H125ZM151 61H152V60H151ZM182 61H183V60H182ZM185 61H186V60H185ZM185 61H184V62H185ZM241 61H242V60H241ZM22 62H23V61H22ZM54 62H55V61H54ZM56 62H57V61H56ZM56 62H55V63H56ZM67 62H68V61H67ZM74 62H75V61H74ZM74 62H71V63H74ZM110 62H112V61H110ZM145 62H146V61H145ZM170 62H169V63H170ZM176 62H177V61H176ZM178 62H179V61H178ZM222 62H225V61L223 60ZM226 62H227V61H226ZM26 63L29 64L28 62H26ZM39 63H40L39 61H36L34 64L31 65V63H30L28 66H27V65L25 66V64H24L25 67H24V66L22 67V66H18V65H17L18 67H17L16 69L14 68L13 70H7L8 68L6 67L7 69H6L2 74H0V94L7 93L8 91H10V90H12V89H17L18 87H21V86H22V88H23L24 84L28 82V77L30 76L29 74L34 73V72H35L34 74H36L37 72H39V73H38V75H39V74H41L40 71L42 72V70H44V72H45V70L48 69V68H46V67L44 68L43 64L41 65V64H39ZM48 63H49V62H48ZM60 63H61V62H60ZM60 63H58V64H60ZM99 63H100V62H99ZM99 63H98V64H99ZM114 63H115V62H114ZM116 63H117V62H116ZM123 63H124V62H123ZM127 63H128V61H127ZM139 63H140V62H139ZM169 63H168V64H169ZM171 63H172V62H171ZM186 63H187V62H186ZM209 63H210V60H209ZM217 63H218V62H217ZM230 63H231V62H230ZM236 63H237V62H236ZM49 64H50V63H49ZM49 64H48V65H49ZM53 64H54V63H53ZM78 64H79V63H78ZM118 64H119V63H118ZM166 64H167V62H166ZM182 64H183V63H182ZM184 64H185V63H184ZM221 64H222V63H221ZM248 64H249V63H248ZM22 65H23V64H22ZM45 65H46V64H45ZM50 65H51V64H50ZM50 65H49V66H50ZM55 65H56V64H54V66H55ZM64 65H65V64H64ZM64 65H62L63 68L65 67ZM88 65H89V64H88ZM95 65H96V64H95ZM105 65H106V64H105ZM124 65H125V64H124ZM177 65H178V64H177ZM185 65H186V64H185ZM210 65H211V64H210ZM239 65H240V64H239ZM2 66H3V65H2ZM11 66H12V65H11ZM11 66H10L9 68H11ZM54 66H53V68H54ZM72 66H74V65H72ZM84 66H85V65H84ZM115 66H116V65H115ZM119 66H121V67H120V69H121L123 65L121 64V65H119ZM135 66H136V65H135ZM139 66H140V65H139ZM175 66H176V65H175ZM182 66H183V65H182ZM189 66H191V62H190V65H189ZM223 66H225V65H221V67H223ZM234 66H235V65H234ZM242 66H243V65H242ZM47 67H48V66H47ZM57 67H58V66H57ZM60 67H61V66H60ZM60 67H59V68H60ZM62 67H61V68H62ZM69 67H70V65H69ZM80 67H81V66H80ZM100 67H101V65H100ZM104 67H105V66H104ZM109 67L111 68V66H109V64H108V67H105V68L107 69V68H109ZM140 67H141V66H140ZM140 67H139V68H140ZM150 67H151V66H150ZM171 67H173V64H172ZM171 67H170V68H171ZM185 67H186V66H185ZM192 67H193V66H192ZM195 67H194V68H195ZM229 67H230V64H229L228 67H226V69H227V68L230 69ZM235 67H237V66H235ZM240 67H241V66H240ZM244 67H245V66H244ZM55 68H56V66H55ZM71 68H72V67H71ZM73 68H74V67H73ZM82 68H83V67H82ZM82 68H81V69H82ZM84 68H85V67H84ZM91 68H92V67H91ZM168 68H169V66H168ZM170 68H169V69H170ZM173 68L175 69V67H173ZM173 68H171V69H173ZM180 68H182V67H180ZM183 68H184V67H183ZM183 68H182V69H183ZM187 68H188V66H187ZM216 68H217V66H216ZM216 68H215V70H216ZM231 68L234 69V68H233V65H231ZM11 69H12V68H11ZM51 69H52V68H51ZM77 69H78V68H77ZM106 69H105V71H106ZM171 69H170V70H171ZM176 69H178V68L176 67ZM188 69H189V68H188ZM212 69L214 70L213 67L210 68V70H212ZM218 69H219V68H217V70H218ZM235 69H236V68H235ZM238 69H239V68H238ZM54 70H55V69H54ZM61 70H62V69H61ZM115 70H116V68H115ZM123 70H124V69H123ZM143 70H144V69H143ZM167 70H168V69H167ZM185 70H186V68H185ZM189 70H190V69H189ZM213 70H212V71H213ZM220 70H221V68H220ZM222 70H223V69H222ZM247 70H248V69H247ZM257 70H258V67H257ZM260 70H261V69H260ZM48 71H50V70L48 69ZM62 71H63V70H62ZM62 71H61V72H62ZM86 71H87V73H88V70H86ZM103 71H104V69H103ZM168 71H169V70H168ZM174 71H175V70H174ZM174 71H173V72H174ZM181 71H182V70H181ZM212 71H210V72H212ZM233 71H234V70H233ZM233 71H232V72H233ZM235 71H236V70H235ZM238 71H239V70H237V72H238ZM252 71H253V70H252ZM1 72H2V71H1ZM50 72H51V71H50ZM50 72H49V73H45V74L48 75V74H50ZM53 72H55V74H57V73H58V70H57V72H56V71H53ZM59 72H60V71H59ZM64 72H65V71H64ZM82 72H83V71H82ZM109 72H110V71H109ZM124 72H125V71H124ZM134 72H135V71H134ZM144 72H145V71H144ZM188 72H189V71H188ZM210 72H209V73H210ZM216 72H217V71H216ZM218 72H219V70H218ZM220 72H221V71H220ZM229 72H230V71H229ZM255 72H256V71H255ZM259 72H260V71H259ZM42 73H43V72H42ZM51 73H52V72H51ZM65 73H67V72H65ZM74 73H75V72H74ZM80 73H81V72H80ZM152 73H153V72H152ZM169 73H170V72H169ZM174 73H175V72H174ZM174 73H171V74H174ZM177 73H178V72H177ZM186 73H187V72H186ZM214 73H215V72H214ZM34 74H32V75H34ZM45 74H44V75H45ZM52 74H54V73H52ZM59 74H60V73H59ZM78 74H79V72H78ZM115 74H116V73H115ZM134 74H135V73H134ZM141 74H142V73H141ZM156 74H157V73H156ZM163 74H164V73H163ZM220 74H221V73H220ZM220 74H219V75H220ZM225 74H226V72L224 73V75H225ZM227 74H228V73H227ZM249 74H250V73H249ZM257 74H258V73H257ZM262 74H263V72H262ZM262 74H261V75H262ZM36 75H37V74H36ZM36 75H35V76H36ZM42 75H43V74H42ZM57 75H58V74H57ZM57 75H56V76H57ZM70 75H71V74H70ZM70 75H69V76H70ZM73 75H74V74H73ZM94 75H95V74H94ZM98 75H99V73H98ZM119 75H120V74H119ZM137 75H138V74H137ZM146 75H147V73H146ZM153 75H154V74H153ZM165 75H167V73H166ZM174 75H175V74H174ZM182 75H183V74H182ZM185 75H186V74H185ZM215 75H216V74H215ZM222 75H223V74H222ZM222 75H220V77H223ZM244 75H245V74H244ZM244 75L241 76V77H243V79L246 77V76H244ZM246 75H247V74H246ZM261 75L259 76V79H260ZM35 76H33V77L35 78ZM50 76H52V75H50ZM50 76H49V77H50ZM53 76H55V75H53ZM56 76L53 77V78H55V79H53L52 81L50 80V83L53 84L54 88L56 87V89H54V88H53V89L57 91V89H61V86H62V85H61L60 83H57V80H58V79H56V78H57ZM61 76H62V75H61ZM71 76H72V75H71ZM84 76H85V75H84ZM84 76H83V77H84ZM92 76H93V74H92ZM99 76H100V75H99ZM114 76H115V75H114ZM128 76H129V75H128ZM141 76H143V75H141ZM148 76H149V75H148ZM249 76H250V75H249ZM254 76H255V75H254ZM254 76H253V77H254ZM72 77H74V76H72ZM80 77H81V76H80ZM87 77H88V75H87ZM89 77H90V76H89ZM94 77H95V76H94ZM101 77H102V76H101ZM101 77H100V78H101ZM110 77H111V76H110ZM138 77H139V76H138ZM160 77H158V80H159ZM167 77H166V78H167ZM172 77H173V76H172ZM217 77H218V76H217ZM225 77H226V75H225ZM228 77H230V80H231L232 74H231V75L228 74ZM241 77H240V79H241ZM42 78H43V77H42ZM58 78H59V77H58ZM66 78H67V77H66ZM98 78H99V77H98ZM133 78H134V76H133ZM145 78H146V76H145ZM206 78H208V79H206ZM233 78H234V75H233L232 79H233ZM263 78H264V74H263ZM40 79H41V78H40ZM47 79H48V78H47ZM89 79H90V78H89ZM118 79H119V78H118ZM120 79H121V78H120ZM142 79H143V78H142ZM146 79H147V78H146ZM153 79H154V78H153ZM247 79H248V78H247ZM247 79H245V80H247ZM261 79H262V78H261ZM261 79H260V80H261ZM70 80H71V79H70ZM73 80H74V79H73ZM99 80H100V79H99ZM122 80H124V79H123V76H122ZM125 80H127V79H125ZM160 80H159V81H160ZM176 80H177V79H176ZM263 80H264V79H263ZM263 80H262V81H263ZM74 81H75V80H74ZM96 81H97V79H96ZM127 81L131 82L130 79H128ZM132 81H133V80H132ZM239 81H240V80H239ZM239 81H237V82H239ZM29 82H31V80H30ZM32 82H33V81H32ZM38 82H41V80L38 81ZM42 82H43V81H42ZM47 82H48V81H47ZM47 82H46V84H47V86H48V83H49V82H48V83H47ZM80 82H81V81H80ZM117 82H118V81H117ZM129 82H128V84L126 83V85H129ZM142 82H143V81H142ZM155 82H156V84H157V82H158V81H157V78H156V81H155ZM241 82H242V81H241ZM245 82L248 84L247 81H245ZM256 82H257V81H256ZM77 83H78V82H77ZM104 83H105V82H104ZM120 83H121V82H120ZM133 83H134V82H133ZM140 83H141V82H140ZM158 83H160V82H158ZM239 83H240V82H239ZM243 83H244V81H243ZM52 84H50V85H52ZM72 84H73V83H72ZM80 84H81V83H80ZM131 84H132V82H131ZM142 84H144V83H142ZM145 84H146V82H145ZM153 84H154V83H153ZM247 84H246V85H247ZM44 85H45V84H44ZM60 85H61V86H60ZM119 85H120V84H119ZM136 85H137V84H136ZM138 85H139V84H138ZM151 85H152V84H151ZM157 85L159 86V84H157ZM157 85H156V87H157ZM231 85H232V84H231ZM255 85H256V83H255ZM45 86H46V85H45ZM47 86H46V87H47ZM59 86H60V88H59ZM131 86H132V85H130V87H131ZM141 86H142V85H141ZM144 86H145V85H144ZM247 86H248V85H247ZM247 86H246V87H247ZM260 86H261V87H260ZM26 87H27V86H26ZM26 87H24V88H26ZM39 87H40V86H39ZM46 87H45V88H46ZM49 87H50V86H49ZM66 87H67V86H66ZM124 87H125V86H124ZM145 87H146V86H145ZM145 87H144V88H145ZM193 87H194V88H193ZM64 88H65V87H64ZM112 88H113V87H112ZM121 88H123V87H121ZM141 88H142V87H141ZM165 88H166V90L168 89L167 93H166V91H165ZM243 88H244V87H243ZM249 88H248V89H249ZM36 89H38V87H37ZM42 89H43V88H42ZM53 89H51V87H50V90L53 91ZM73 89H75V87H73ZM119 89H120V88H119ZM123 89H125V88H123ZM126 89H128V87H127ZM130 89H132V88H130ZM236 89H237V90H236ZM244 89H245V88H244ZM18 90H21V88H20V89L18 88ZM39 90H40V89H39ZM50 90H49V91H50ZM61 90H62V89H61ZM63 90H64V89H63ZM77 90H78V89H77ZM104 90H105V89H104ZM143 90H144V89H143ZM153 90H154V89H153ZM182 90H183V89H182ZM234 90H236V91H234ZM245 90H246V89H245ZM250 90H251V88H250ZM26 91H27V90H26ZM28 91H29V90H28ZM59 91H60V90H59ZM65 91H66V90H65ZM73 91H74V90H73ZM99 91H100V90H99ZM131 91H132V90H131ZM141 91H142V90H141ZM146 91H147V90H146ZM220 91H221V92L223 91V93L221 94ZM242 91H243V90H242ZM247 91H248V90H247ZM10 92H11V91H10ZM14 92H15V91H14ZM37 92H38V91H37ZM57 92H58V91H57ZM77 92H78V91H77ZM97 92H98V91H97ZM111 92H112V91H111ZM158 92H160V91H158ZM164 92H165V93H164ZM219 92H220L221 95L218 94ZM239 92H240V91H239ZM239 92H237L236 94H238ZM11 93H12V92H11ZM21 93H22V92H21ZM38 93H39V92H38ZM44 93H45V92H44ZM53 93H54V92H53ZM55 93H56V92H55ZM60 93H61V91H60ZM94 93H95V91H94ZM99 93H100V92H99ZM103 93H104V92H103ZM125 93H127V92H125ZM132 93H133V92H131V94H132ZM141 93H142V92H141ZM147 93H148V92H147ZM179 93H178V95H179ZM242 93H243V92H242ZM244 93H245V91H244ZM246 93H247V92H246ZM251 93H253V92H251ZM19 94H20V93H19ZM42 94H43V93H42ZM42 94H41V95H42ZM56 94H57V93H56ZM68 94H69V93H68ZM95 94H97V93H95ZM128 94H130V93L128 92ZM145 94H146V93H145ZM150 94H151V93H150ZM157 94H160V93H157ZM157 94H156V95H157ZM163 94H164V95L166 94V95L164 96ZM20 95H21V94H20ZM25 95H26V94H25ZM38 95H40V94H38ZM38 95H37V96H38ZM41 95H40V96H41ZM53 95H54V94H53ZM70 95H72V93H71ZM77 95H78V94H77ZM105 95H106V94H105ZM133 95L135 96V94H133ZM136 95H137V94H136ZM138 95H139V94H138ZM216 95H217V97H214V96H216ZM240 95H241V94H240ZM259 95H260V96H259ZM10 96H11V95H10ZM35 96H36V95H35ZM48 96H49V95H48ZM65 96H67L66 93H65ZM73 96H74V95H73ZM149 96H150V95H149ZM159 96H160V95H159ZM174 96H175V95H174ZM184 96H185V97H184ZM5 97H6V96H4V94H3V98H4V100H5ZM8 97H9V95H8ZM53 97H54V96H53ZM56 97H57V96H56ZM56 97H55V98H56ZM60 97H61V96H60ZM60 97H59V98H60ZM77 97H78V96H77ZM77 97H76V99H78ZM175 97H176V96H175ZM249 97H250V96H248V98H249ZM1 98H2V96L0 97V101H1ZM3 98H2V99H3ZM17 98H18V97H17ZM37 98H38V97H37ZM45 98H46V96H45ZM66 98H67V97H66ZM72 98H73V97H72ZM102 98H103V97H102ZM152 98H154V97H152ZM176 98H178V97H176ZM235 98H236V99H235ZM246 98H247V97H246ZM6 99H8V98H6ZM10 99H11V98H9L8 100H10ZM21 99H22V97H21ZM38 99H39V98H38ZM41 99H42V98H41ZM48 99H49V97H48ZM67 99H68V98H67ZM179 99H180V98H179ZM15 100H16V99H15ZM18 100H19V99H18ZM33 100H34V98H33ZM39 100H40V99H39ZM39 100H37V101H39ZM57 100H58V99H57ZM63 100H64V99H63ZM65 100H66V99H65ZM68 100H69V99H68ZM166 100H167V99H166ZM209 100H210V99H209ZM71 101H72V100H71ZM74 101H75V99H74ZM206 101H207V100H206ZM206 101H205V102H206ZM242 101H243V100H242ZM4 102H5V101H4ZM8 102H10V101H8ZM18 102H19V101H18ZM25 102H26V101H25ZM39 102H40V101H39ZM41 102L43 103V101H41ZM156 102H157V101H156ZM169 102H170V101H169ZM176 102H177V101H176ZM182 102H183V101H182ZM191 102H190V103H191ZM1 103H2V102H1ZM5 103H6V102H5ZM45 103H46V102H45ZM69 103H70V102H69ZM167 103H168V102H167ZM167 103H166V104H167ZM183 103H184V102H183ZM195 103H197V105H195ZM220 103H219V104H220ZM2 104H3V103H2ZM6 104H7V103H6ZM46 104H47V103H46ZM75 104H76V103H75ZM155 104H156V103H155ZM180 104H182V103L180 102ZM217 104H218V103H217ZM3 105H4V104H3ZM3 105H2V106H3ZM8 105H9V103L7 104V106H8ZM37 105H38V103H37ZM39 105H40V104H39ZM39 105H38V106H39ZM54 105H55V104H54ZM54 105H53V107H54ZM57 105H58V104H57ZM66 105H68V104H66ZM168 105H169V104H168ZM194 105H195V107H194ZM213 105H214V104H213ZM215 105H216V104H215ZM2 106H1V107H2ZM55 106H56V105H55ZM76 106H77V105H76ZM178 106H179V105H178ZM184 106H185V105H184ZM187 106H188V105H187ZM5 107H6V106H5ZM56 107H58V106H56ZM56 107H54V108H56ZM60 107H61V106H60ZM60 107H59V108H60ZM111 107H112V106H111ZM164 107H165V106H164ZM174 107H175V106H174ZM185 107H186V106H185ZM189 107H190V106H189ZM191 107H192V106H191ZM191 107H190V108H191ZM214 107H215V106H214ZM216 107H217V106H216ZM216 107H215V108H216ZM6 108H7V107H6ZM6 108H4V109L6 110ZM9 108H10V105H9ZM9 108H8V109H9ZM11 108H12V107H11ZM11 108H10V109H11ZM35 108H36V107H35ZM39 108H40V107H39ZM71 108H72V107H71ZM76 108H77V107H75V109H76ZM80 108H81V107H80ZM136 108H137V107H136ZM152 108H154V106H153ZM186 108H187V107H186ZM190 108H189V110H190ZM32 109H33V108H32ZM138 109H139V108H138ZM161 109H162V107H161ZM177 109H178V108H177ZM180 109H181V108H180ZM212 109H214V108H212ZM0 110H1V108H0ZM2 110H3V108H2ZM5 110H4L3 112H5ZM39 110H40V109H39ZM57 110H58V109H57ZM67 110H68V109H67ZM108 110H109V109H108ZM126 110H127V109H126ZM132 110H133V109H132ZM151 110H152V109H151ZM158 110H159V109H158ZM163 110H164V109H163ZM187 110H188V108H187ZM191 110H192V109H191ZM207 110H208V109H207ZM10 111H11V110H10ZM12 111H14V108H13ZM12 111H11V112H12ZM21 111H22V110H21ZM42 111H43V109H42ZM54 111H55V110H54ZM220 111H222V110H220ZM11 112H10V113H11ZM66 112H67V111H66ZM165 112H166V110H165ZM165 112H164V113H165ZM172 112H173V111H172ZM222 112H223V111H222ZM226 112H228V113L226 114ZM230 112H231V113H230ZM0 113H1V112H0ZM6 113H7V112H6ZM19 113H20V112H19ZM49 113H50V112H49ZM73 113H74V112H73ZM166 113H167V112H166ZM169 113H170V112H169ZM187 113H188V112H187ZM209 113H210V112H209ZM224 113H223V114H224ZM15 114H16V112H15ZM25 114H26V113H25ZM53 114H54V113H53ZM60 114H61V113H60ZM60 114H59V115H60ZM71 114H72V113H71ZM159 114H160V112L158 113V115H159ZM175 114H176V113H175ZM177 114H178V113H177ZM196 114H198V113H196ZM210 114H211V113H210ZM217 114H219V113H217ZM1 115H3V114H1ZM1 115H0V116H1ZM160 115H161V114H160ZM163 115H165V114H163ZM163 115H162V116H163ZM170 115H171V114H170ZM185 115H186V114H185ZM187 115H188V114H187ZM193 115H194V114H193ZM203 115H204V114H203ZM225 115H223V116H225ZM232 115H231V116H232ZM12 116H13V115H12ZM14 116H15V115H14ZM16 116H17V115H16ZM54 116H55V115H54ZM181 116H182V115H181ZM204 116H205V115H204ZM223 116H222V117H223ZM227 116H225V120L228 119ZM37 117H38V116H37ZM41 117H42V116H41ZM60 117H61V116H60ZM171 117H172V116H171ZM175 117H176V116H175ZM193 117H194V116H193ZM207 117H208V116H207ZM232 117H233V116H232ZM13 118H14V117H13ZM46 118H47V117H46ZM62 118H63V117H62ZM173 118H174V116H173ZM176 118H177V117H176ZM176 118H175V119H176ZM178 118H179V117H178ZM202 118H203V117H197V118H196V119H197V124L199 123V125H202V123H201V121H202L201 119H202ZM208 118H209V117H208ZM208 118H207V121H208ZM219 118H220V117H219ZM226 118H227V119H226ZM229 118H230V117H229ZM20 119H21V118H20ZM54 119H55V118H54ZM163 119H164V118H163ZM165 119H167V118L165 117ZM168 119H169V118H168ZM184 119H185V118H184ZM188 119H189V118H188ZM192 119H193V118H192ZM213 119H214V118H213ZM213 119H212V120H213ZM216 119H217V118H216ZM223 119H224V117H223ZM232 119H231V122H233ZM245 119L247 120V122H246ZM10 120H12V119H10ZM189 120H190V119H189ZM235 120H234V121H235ZM244 120H245V121H244ZM42 121H43V120H42ZM59 121H60V120H59ZM59 121H58V122H59ZM158 121H159V120H158ZM164 121H166V120H164ZM172 121H173V120H172ZM174 121H175V120H174ZM191 121H192V120H191ZM191 121H190V122H191ZM228 121H230V120L228 119L227 121H224V122H228ZM243 121L245 122L244 124H243ZM39 122H40V121H39ZM50 122H51V121H50ZM169 122H170V121H169ZM210 122H211V121H210ZM217 122H218V121H217ZM241 122H242V123H241ZM14 123H15V122H14ZM26 123H27V122H26ZM42 123H43V122H42ZM48 123H49V121H48ZM213 123H214V122H213ZM228 123H229V122H228ZM235 123H237V122H235ZM21 124H22V123H21ZM46 124H47V123H46ZM53 124H54V123H53ZM165 124H166V123H165ZM170 124H171V122H170ZM180 124H181V123H180ZM186 124H187V123H186ZM194 124H196V121H195ZM206 124H207V122H206ZM206 124H205V125H206ZM208 124H211V123H208ZM208 124H207V125H208ZM214 124H217V123H214ZM222 124H223V122H222ZM230 124H231V123H230ZM242 124H243V125H242ZM6 125H7V124H6ZM159 125H160V124H159ZM175 125H176V123H175ZM217 125H218V124H217ZM224 125H225V123H224ZM224 125H222V126H224ZM228 125H229V124H228ZM247 125H248V126H247ZM17 126H18V125H17ZM41 126H42V125H41ZM41 126H39V127H41ZM47 126H48V125H47ZM170 126H171V125H170ZM184 126H185V124H184ZM194 126H195V125H194ZM194 126L190 125V123L187 124V125L185 126V132L188 134V135L186 136V137H188V138L186 139V142H187V144H188L189 147H190L189 149L191 150V151L189 150L190 153H187V149L185 150V151H186V153L184 154L185 157H186V154H188V156H189V157L187 156V157L189 158V161H188L187 159L185 160V157H184V160H185L186 165L188 166V164H190V163L192 162V164L195 163L194 165H196V166H197V165L200 166V165L202 164L200 167H201V168H204L203 163L206 162V161H205V158H206V156L208 155L207 152H208V150L210 151V149H211V148H210L211 146H210L209 144H211L212 146L215 145L216 148H213V147H212V149L215 150L217 154H216L215 152H214L215 154L212 153L213 155H216V157L213 158L215 161H214V162H211V163H213L214 166L217 168V169H216V168L214 167L216 170L219 171V169H220V170H221V173H223L224 171L227 172V176H226V177L224 176L225 173H223V176L225 177V178H224V177H223V178L227 181V183L225 184V185H227V187H225V185L222 186V189L219 187L220 190H221L220 192H221V194H222V193L226 194V195H225L226 197H227V196H233V194L237 191V190H235V189H236V185H235L236 182H235V181H236L237 178L241 179V177H242L241 174H240L241 177H237L239 171L236 170V169H239V168L242 169V167H241L242 164H241V162H240V159H241V158H240L239 155H238L239 157L237 156V153L240 151L239 148L242 147V146H244V145H243V143H244V142H243L244 139H243L242 142H241V141H240L241 138H239L240 140H239L238 138H236V139H235V138H232V137H235V136H233V134H232L234 130L231 128V129H232V131H231V130L228 129V127H227L226 129H224V128H225V127H224L223 130H224L226 133H224L222 130L219 131V132L216 130L217 133L215 132V134H216L217 136H219L218 133L222 134L221 132H223V133H224V135L222 134L223 136H221V137L219 136L218 138H216L217 136H215L214 132L212 131V133L214 134V136L212 135L211 138H214V139H211V140L209 139V140H210V141H209V140L206 139V133H205V131H203L205 128H204L203 130H200V129H202L203 127H202V128L199 127L200 129H198V128H196V127H197V126H196V127H195L196 129H195ZM213 126H214V125H213ZM231 126H232V125H231ZM235 126H236V125H235ZM1 127H2V126H1ZM42 127H43V126H42ZM53 127H54V126H53ZM180 127H181V126H180ZM204 127H205V126H204ZM216 127H217V126H216ZM18 128H19V127H18ZM36 128H37V127H36ZM57 128H58V127H57ZM158 128H159V127H158ZM162 128H163V129L165 128V127H163V124H162ZM168 128H169V127H168ZM172 128L174 129V127H172ZM183 128H184V127H183ZM183 128H182V130H184ZM243 128L245 129V127H243ZM247 128H246V129H247ZM31 129H32V128H31ZM46 129H47V127H46ZM177 129H179V128H177ZM206 129H207V128H206ZM213 129H214V128H213ZM227 129H228L229 131H231V132L228 133V130H227ZM10 130H11V129H10ZM12 130H13V127H12ZM14 130H15V129H14ZM17 130H18V129H17ZM157 130H158V129H157ZM157 130H156V131H157ZM179 130H180V129H179ZM208 130H209V129H208ZM219 130H220V128H219ZM226 130H227V131H226ZM236 130H237V129H236ZM240 130H241V129H240ZM248 130H249V129H247L246 131H248ZM252 130H250V131H252ZM24 131H25V130H24ZM36 131H38V130H36ZM46 131H49V130H46ZM166 131H167V130H166ZM174 131H175V130H174ZM250 131H249V132H250ZM254 131H253V133H254ZM0 132H1V131H0ZM3 132H4V131H3ZM17 132H19V131H17ZM32 132H33V131H32ZM43 132H44V131H43ZM157 132H159V131H157ZM169 132H170V131H169ZM180 132H181V131H180ZM4 133H5V132H4ZM33 133L35 134V131H34ZM33 133H32V134H33ZM40 133H41V132L39 131V134H40ZM166 133H167V132H166ZM175 133H176V132H175ZM181 133H182V132H181ZM186 133H184V134L186 135ZM234 133H235V132H234ZM242 133H243V132H242ZM262 133H261V135H262ZM1 134H2V133H1ZM1 134H0V135H1ZM14 134H16V133H14ZM21 134H22V133H21ZM24 134H25V133H24ZM34 134H33V135H34ZM160 134H161V135H160ZM160 134H158V136H156V137H159L160 140L163 138V140H164L165 137L162 136V135H163L162 132H160ZM168 134H169V133H168ZM170 134H172V133H170ZM176 134H177V133H176ZM178 134H180V133H178ZM237 134H238V133H237ZM239 134H240V133H239ZM254 134H255V133H254ZM254 134H253V135H254ZM33 135H31V136H33ZM35 135H37V133H36ZM42 135H43V133H42ZM46 135H47V134H46ZM155 135H156V134H155ZM155 135H154V136H155ZM172 135H173V134H172ZM244 135H245V134H244ZM246 135H247V134H246ZM1 136H2V135H1ZM6 136H7V135H6ZM31 136H29V137H31ZM37 136H38V135H37ZM52 136H54V135H52ZM175 136H177V135H174V137H175ZM207 136H208V134H207ZM242 136H243V135H242ZM248 136H249V135H248ZM251 136H252V135H251ZM258 136H259V135H258ZM15 137H16V136H15ZM21 137H22V136H21ZM47 137H48V136H47ZM56 137H57V136H56ZM172 137H173V136H172ZM172 137H171V138H172ZM181 137H183V136L181 135ZM181 137H179V139H180ZM229 137H231L233 140L230 139ZM243 137H244V136H243ZM246 137H247V136H245V138H246ZM254 137H256V135H255ZM259 137H260V136H259ZM259 137H258V138H259ZM262 137H261V138H262ZM2 138H3V137H2ZM33 138H34V137H33ZM33 138H31V139H33ZM41 138H42V136H41ZM43 138H44V137H43ZM51 138H53V137H50V139H51ZM68 138H69V137H68ZM184 138H185V137H184ZM228 138H229V139H228ZM247 138H249V137H247ZM26 139H27V138H26ZM50 139L48 138V141H49ZM55 139H56V138H55ZM55 139H54V140H55ZM173 139H174V138H173ZM249 139H250V138H249ZM6 140H7V139H6ZM24 140H25V139H24ZM33 140H34V142H36V141H35L36 139H33ZM37 140H38V139H37ZM43 140H44V139H43ZM163 140H161V141H163ZM184 140H185V139H184ZM1 141H3V140H1ZM16 141H17V140H16ZM21 141H22V140H21ZM39 141H40V140H39ZM45 141H46V139H45ZM48 141H47V142H48ZM171 141H172V140H171ZM173 141H174V140H173ZM179 141H180V140H179ZM207 141H208V142H207ZM253 141H254V140H253ZM3 142H4V141H3ZM7 142H8V141H7ZM24 142H25V141H24ZM26 142H28L27 144H29V140L26 141ZM32 142H33V141H32ZM41 142H42V141H40V143H41ZM163 142H165V140H164ZM209 142H210V143H209ZM247 142H249V141H247ZM247 142L245 143V146L250 144V143L247 144ZM257 142H258V141H257ZM10 143H11V142H10ZM10 143H8L9 146H8V144H7V145H6L5 143H3V144H5L6 146H8V147L11 148L12 146H10ZM22 143H23V142H22ZM22 143H18V144H22ZM44 143H45V142H44ZM169 143H170V142H169ZM169 143H168V144H169ZM175 143H176V142H175ZM175 143H174V144H175ZM184 143H185V142H184ZM184 143H183V144H184ZM220 143H221V144H220ZM18 144H17V146H18ZM23 144H24V143H23ZM23 144L20 145L19 147L21 148V146H23ZM25 144H26V143H25ZM37 144H38V142H37ZM46 144H47V143H46ZM46 144H45V146H46ZM49 144H50V143H49ZM51 144H52V143H51ZM75 144H76V143H75ZM183 144H182V145H183ZM260 144H261V146L264 148V146H263L264 143L261 142V143H259V145H260ZM12 145H13V144H12ZM38 145H39V144H38ZM42 145H43V143H42ZM53 145H54V144H53ZM170 145H172V144H170ZM180 145H181V144H180ZM184 145H185V144H184ZM241 145H242V146H241ZM251 145H252V144H251ZM14 146H15V145H14ZM35 146L37 147L36 143H35ZM35 146H34V147H35ZM40 146H41V144H40ZM40 146H39V147H40ZM45 146H44V148H45ZM49 146H50V145H49ZM68 146H69V145H68ZM70 146H71V145H70ZM167 146H168V145L165 146L162 142L159 144V146H158L159 148H158V149H159V153H160L161 157L164 156V154H165V152H164V151H165L164 148H167ZM177 146H179V144H178ZM177 146H176V147H177ZM220 146H221V147H220ZM245 146H244V147H245ZM261 146H259V147H260V148H259L258 145H256L257 149H258V148H259V149H263V148H261ZM23 147H24V146H23ZM26 147H27V145H26ZM26 147H24V148H26ZM41 147H43V146H41ZM41 147H40V149H41ZM47 147H48V145H47ZM55 147H56V146H55ZM57 147H58V146H57ZM65 147H66V146H65ZM174 147H175V146H174ZM222 147H224V148H222ZM249 147L251 148L252 146H249ZM256 147H255V149H256ZM16 148H17V147H16ZM16 148H15V149H16ZM30 148H31V147H30ZM37 148H38V147H37ZM37 148H36V149H37ZM44 148H43V149H44ZM58 148H59V147H58ZM122 148H123V147H122ZM177 148H178V147H177ZM177 148H176V149H177ZM179 148H181V147H179ZM182 148H183V147H182ZM182 148H181V149H182ZM252 148H254V147H252ZM1 149H2V147H1ZM11 149H13V147H12ZM15 149H14V150H15ZM43 149H41V150L38 149V150H39V151H42V152L44 153L45 149H44V151H43ZM52 149H53V148H52ZM52 149H51V150H52ZM120 149H121V148H119V150H120ZM176 149H175V150H176ZM257 149H256V150H257ZM6 150H7V148H6ZM8 150H9V148H8ZM16 150H17V149H16ZM21 150H22V149H21ZM28 150H29V149H28ZM33 150H34V149H33ZM38 150H37V151H38ZM61 150H62V149H61ZM114 150H115V149H114ZM169 150H170V149H169ZM169 150H168V152H169ZM173 150H174V149H173ZM213 150H211V151H213ZM237 150H239V151H237ZM245 150H246V149H245ZM3 151H4V150H3ZM39 151H38V152H39ZM68 151H69V150H68ZM116 151H117V150H116ZM124 151H125V150H124ZM178 151H179V150H178ZM183 151H184V150H183ZM189 151H188V152H189ZM249 151L252 152L251 150H249ZM249 151H248V153H249ZM258 151H259V150H258ZM4 152H7V151H4ZM12 152H14V151L12 150ZM33 152H36V151H33ZM117 152H118V151H117ZM157 152H158V151H157ZM179 152H180V151H179ZM179 152H178V155H179ZM225 152L228 153V155H230V157H227L228 160H227V159L225 160V159H224L225 157L222 158V156H224ZM240 152H244V151L241 150ZM255 152L257 153V151H255ZM10 153H11V152H8V153H7L8 157L11 156V155H9ZM14 153H15V152H14ZM19 153H20V152H19ZM30 153H31V152H30ZM43 153H42V154H43ZM50 153H51V152H50ZM70 153H71V152H70ZM73 153H74V152H73ZM122 153H124V152H122ZM166 153H167V149H166ZM222 153H224V154H222ZM244 153H247V152L245 151ZM244 153H242V154L240 153V155L242 156ZM248 153H247V154H248ZM22 154H23V152H22ZM27 154H28V153H27ZM27 154H25V155H27ZM39 154H40V153H39ZM44 154H46V153H44ZM51 154H52V153H51ZM55 154H56V153H55ZM114 154H115V153H114ZM114 154H113V155H114ZM125 154H126V153H125ZM171 154H172V152H171ZM218 154H219V155H218ZM238 154H239V153H238ZM247 154L244 155V157H243L244 159H245L246 156H247V158H248V157H249V158H252V157L250 156V154H252V153H250V154H248V155H247ZM259 154H260V153H259ZM15 155H16V154H15ZM34 155H35V154H34ZM36 155H37V154H36ZM52 155H53V154H52ZM62 155H63V154H62ZM162 155H163V156H162ZM226 155H227V154H226ZM253 155H254V154H253ZM257 155H258V154H257ZM261 155H262V154H261ZM17 156H19V155H17ZM43 156H44V155H43ZM170 156H171V155H170ZM173 156H174V155H173ZM210 156H212V155L209 154V157H210ZM263 156H264V155H263ZM4 157H6V155L4 156L3 154H1V155H0V160L4 159ZM13 157H15V156L12 155V158H13ZM21 157H22V156H21ZM35 157H36V156H35ZM54 157H55V156H54ZM69 157H70V156H69ZM123 157H124V156H123ZM158 157H159V155H158ZM167 157H168V156H167ZM167 157H166V158H167ZM179 157H180V156H179ZM187 157H186V158H187ZM212 157H214V156H212ZM260 157H261V156H260ZM16 158H17V157H15V158H13V159L15 160ZM33 158H34V157H33ZM41 158H42V157H41ZM51 158H52V157H51ZM111 158H112V157H111ZM114 158H115V157H114ZM155 158H156V156H155ZM159 158H160V157H159ZM182 158H183V157H180V158L177 157V159H180V160H181ZM221 158H222V159H221ZM229 158H230V159H229ZM239 158H240V159H239ZM243 158H242V159H243ZM249 158H248V160H249ZM9 159H10V158H9ZM9 159H8V160H9ZM17 159H18V158H17ZM31 159H32V157H31ZM38 159H39V158H38ZM160 159H161V158H160ZM162 159H163V158H162ZM162 159H161V162L159 161V162H160V163H159V171H160V172H159V173L157 172V173H158V176L160 175V178H161V179L159 178V179H157V181L160 180V183L162 182L163 185L168 186V187L170 188V187H172V185H173V182H172V181H173V178H174V179H175V178H177V179L179 178V179H180V175H179V173H180L181 168H184V167L181 166V168H180V167L178 166V169H179V168H180V169H179V171H178V170L175 168V169L177 170V171H175V172H173L174 169L172 168L173 171L171 170V171H172V172H171V171H169V170L167 169V167H166V166H168V165H167V164H166V165L164 164V161H163L164 159H163V160H162ZM213 159H212V160H213ZM244 159H243V160H244ZM261 159H262L261 162L264 161V157H262ZM10 160L12 161V159H10ZM20 160H21V159H20ZM24 160H25V159H24ZM36 160H37V159H36ZM48 160H49V159H48ZM168 160H169V159H168ZM171 160H172V159H171ZM173 160H174V159H173ZM253 160H254V159H253ZM5 161H6V160H5ZM11 161H8V162L10 163ZM15 161H16V160H15ZM15 161H14V162H15ZM28 161H29V160H28ZM31 161H33V160H31ZM39 161H40V159H39ZM45 161H47V160H45ZM187 161H188V163H187ZM238 161H239V164H241V165H239L240 167L237 168V166H238V165H237V164H238ZM241 161H242V160H241ZM258 161H259V160H258ZM37 162H38V161H37ZM61 162H62V161H61ZM110 162H111V161H110ZM116 162H117V161H116ZM124 162H125V161H124ZM124 162H123V163H124ZM177 162H180V161H177ZM177 162H176V163H177ZM189 162H190V163H189ZM207 162H209V161H207ZM246 162H248V161H246ZM246 162L244 161V163H246ZM250 162H252V164L250 165V168H251L252 166H254V164H255V162L252 161V159H251V161H249L248 163L245 164L246 167H248V169H249V166H247V164L249 165ZM253 162H254V164H253ZM261 162L259 161V163H261ZM0 163H1V162H0ZM21 163H22V162H21ZM27 163H28V162H27ZM96 163H97V161H96ZM155 163H156V162H155ZM157 163H158V162H157ZM166 163H167V162H166ZM259 163H257V164H259ZM262 163H263L262 165L260 164L261 166L258 165L259 167H257V166L252 167V168H251L252 170H253L254 168H256V169H254L253 171H252V170L250 171V169L247 170V168L244 167V168H246V170H247L248 172L250 171V174H252V172L255 173V172L257 171V168H259L260 170L262 169V170H261V173H259L260 170L258 169V170H259L258 173L261 174L262 177H259V176H258L259 174H258V175L255 174V175L257 176L256 180L259 178V179L262 181V182L259 181V183H260V182H261V183L264 182V179H263V178H264V162H262ZM14 164H15V163H14ZM17 164H20V163H17ZM17 164H16V165H17ZM40 164H41V163H40ZM44 164H45V163H44ZM169 164H170V163H169ZM172 164H173V163H172ZM181 164H182V161H181ZM257 164H256V165H257ZM4 165H5V163H4ZM6 165H7V164H6ZM20 165H21V164H20ZM27 165H28V164H27ZM32 165H33V164H32ZM41 165H42V164H41ZM57 165H58V164H57ZM59 165H60V164H59ZM176 165H177V164H176ZM183 165H184V164H183ZM204 165H205V163H204ZM243 165H244V164H243ZM243 165H242V166H243ZM245 165H244V166H245ZM1 166H3V164H2ZM114 166H115V165H114ZM123 166H124V165H123ZM155 166L158 167L157 165H155ZM184 166H185V165H184ZM189 166H190V165H189ZM198 166H197V167H198ZM18 167H19V166H18ZM58 167H59V166H58ZM156 167H155V168H156ZM192 167H193V165H192ZM197 167H196V168H197ZM205 167H208V166H205ZM209 167H210V166H209ZM260 167H261V168H260ZM16 168H17V167H16ZM38 168H39V167H38ZM94 168H95V167H94ZM111 168H112V167H111ZM168 168H169V167H168ZM188 168H189V167H188ZM190 168H191V166H190ZM194 168H195V167H194ZM210 168H211V167H210ZM210 168H204V170H205V169L207 170V169H210ZM214 168H212V169H214ZM244 168H243V169H244ZM10 169H11V168H10ZM22 169H23V167H22ZM22 169L20 168V169L18 170L17 173H19V171H23ZM34 169H35V168H34ZM40 169H43V166H42V168H40ZM45 169H46V168H45ZM59 169H60V168H59ZM157 169H158V168H157ZM169 169H170V168H169ZM197 169H199V168H197ZM187 170H188V169H187ZM244 170H245V169H244ZM255 170H256V171H255ZM39 171H40V170H39ZM39 171H38V172H39ZM43 171H44V170H43ZM157 171H158V170H157ZM195 171H196V170H195ZM208 171H210V170H208ZM237 171H238V172H237ZM247 171H246V173H247ZM254 171H255V172H254ZM1 172H2V170H1ZM34 172H35V171H34ZM92 172H94V170H93ZM97 172H98V171H97ZM182 172H186V171L182 170ZM192 172H193V173H198V174H199V172H200V173L202 174L201 171H199V172H194V171L192 170ZM192 172H191V173H192ZM236 172H237V173H236ZM243 172H245V171H243ZM8 173H9V172H8ZM12 173L15 175L14 172H12ZM17 173H16V175H17ZM20 173H21V172H20ZM22 173L24 174L25 172L23 171ZM26 173H27V172H26ZM42 173H44V172H42ZM50 173H51V172H50ZM206 173H208V172H206ZM256 173H257V172H256ZM5 174H7V173H5ZM5 174H4V177H5ZM10 174H11V173H10ZM10 174H9V176H10ZM23 174H22V176H23ZM28 174H30V173H28ZM38 174H39V173H38ZM91 174H92V173H91ZM100 174H101V172H100ZM115 174H116V173H115ZM176 174H178L179 177H176ZM180 174H181V173H180ZM213 174H214V173H213ZM244 174H245V173H244ZM244 174H243V176L246 175V174H245V175H244ZM11 175H12V174H11ZM14 175H13V177H14ZM16 175H15V176H16ZM18 175H19V174H18ZM24 175H25V174H24ZM33 175H34V173H33ZM41 175H42V174H41ZM50 175H51V174H50ZM53 175H54V174H53ZM92 175H93V174H92ZM109 175H110V174H109ZM174 175H175V177H174ZM182 175H183V174H182ZM193 175H194V174H193ZM196 175H197V174H196ZM214 175H215V174H214ZM240 175H239V176H240ZM248 175H249V174H248ZM248 175H247V176H248ZM255 175L252 174V175H251V178H250V176L247 177V178H248V179L250 178V180H251V179L253 180L252 176L256 177ZM9 176L7 175V177H9ZM48 176H49V175H48ZM95 176H96V175H95ZM158 176H156V177H158ZM189 176H190V175H188L187 177H189ZM208 176H209V175H208ZM208 176H207V177H208ZM218 176H219V175H218ZM4 177H3V179H4ZM7 177H5V178L8 179ZM10 177H11V176H10ZM10 177H9V178H10ZM20 177H21V175H20ZM20 177L17 176L18 179H19ZM27 177H28V176H27ZM58 177H59V176H58ZM120 177H121V175H120ZM201 177H202V176H201ZM203 177H204V174H203ZM216 177H217V176H216ZM216 177H214V178H216ZM236 177H237V178H236ZM245 177H246V176H245ZM245 177H243V178H245ZM75 178H76V177H75ZM90 178H91V177H90ZM97 178H100V177H97ZM103 178H104V177H103ZM108 178H109V177H108ZM185 178H186V177H185ZM191 178H192V175H191ZM194 178H196V177H194ZM210 178H211V177H209V179H210ZM214 178H213V179H214ZM235 178H236V179H235ZM243 178H242V179H243ZM247 178H246V180H248ZM261 178H262L263 180H262ZM14 179H15V178H14ZM21 179H22V178H21ZM34 179H35V177H34ZM57 179H58V178H57ZM182 179H183V178H182ZM188 179H189V178H187V180H188ZM198 179H199V178H198ZM198 179H197V180H198ZM201 179H202V178H201ZM203 179H204V178H203ZM221 179H222V177H221ZM259 179H258V180H259ZM0 180H2V179H0ZM9 180H11V179H9ZM19 180H20V179H19ZM45 180H46V179H45ZM115 180H116V179H115ZM180 180H181V179H180ZM219 180H220V179H218V182H219ZM244 180H245V179H244ZM256 180H253V181H256ZM2 181H3V180H2ZM12 181H14V180L12 179ZM16 181H17V180H16ZM22 181H23V180H22ZM27 181H28V180H27ZM29 181H30V180H29ZM94 181H95V180H94ZM155 181H156V180H155ZM203 181H205V180H202L201 183H202ZM226 181H225V182H226ZM253 181H252V182H253ZM5 182H8V180H5ZM9 182H10V181H9ZM9 182H8V183H9ZM31 182H32V181H31ZM110 182H111V180H110ZM112 182H113V181H112ZM115 182H116V181H115ZM174 182H176V181L174 180ZM189 182H191V181H189ZM192 182H193V180H192ZM192 182H191V183H192ZM209 182H210V181H209ZM209 182H208V184H209ZM214 182H215V180H214ZM225 182H224V183H225ZM70 183H71V182H70ZM156 183H157V182H156ZM162 183H161V185H162ZM182 183H183V182H182ZM211 183H213V182L211 181ZM224 183H223V184H224ZM247 183H248V182L246 181V184H247ZM254 183H255V182H254ZM257 183H258V182H256V184H257ZM0 184H2L1 181H0ZM23 184H24V183H23ZM54 184H55V183H54ZM180 184H181V183H180ZM206 184H207V183H206ZM238 184H239V182H238ZM4 185H5V184H4ZM29 185H30V184H29ZM186 185H187V184H186ZM200 185H202V184L199 183V187H198V184H197V187H194V188H192V187H191L192 185H191V186H190V190H192L191 192L196 193V191H197V192H198V191H204L205 188H204V187H201ZM212 185H213V184H212ZM247 185H248V184H247ZM257 185H258V184H257ZM260 185H261V184H260ZM62 186H63V185H62ZM173 186H175V185H173ZM180 186H181V185H180ZM202 186H203V185H202ZM208 186H209V185H208ZM208 186H207V187H208ZM238 186H239V185H238ZM238 186H237V187H238ZM241 186H242V185H241ZM261 186H262V185H261ZM261 186H260V187L258 186L259 189H260V188H262V189L264 188V187H261ZM263 186H264V184H263ZM0 187H1V186H0ZM2 187H3V186H2ZM8 187H11V185H10V186L7 185V188L4 187L3 189H5V188L8 189ZM162 187H163V186H162ZM162 187H161V188H162ZM181 187H182V186H181ZM214 187H217V186H214ZM223 187H225V189H223ZM239 187H240V186H239ZM249 187H250V186H249ZM254 187H255V184H254ZM11 188H12V187H11ZM31 188H32V187H31ZM33 188H34V187H33ZM44 188H45V187H44ZM55 188H56V187H55ZM113 188H114V186H113ZM166 188H167V187H166ZM172 188H173V187H172ZM183 188H184V187H183ZM191 188H192V189H191ZM240 188H241V187H240ZM39 189H40V188H39ZM158 189H159V188H158ZM176 189H177V188H176ZM178 189H180V188L178 187ZM188 189H189V188H187V191H189ZM217 189H218V188H217ZM247 189H248V188H247ZM255 189H257V187H255ZM255 189H254V190H255ZM262 189H261V192L263 191ZM0 190H2V189H0ZM8 190H9V191L11 190L10 192L13 191V193H14V190H12V189H8ZM8 190H7V191H8ZM156 190H157V189H156ZM163 190H164V189H163ZM170 190H172V189H170ZM207 190H208V188H207ZM213 190H214V188H213ZM257 190H258V189H257ZM257 190H256V191H257ZM100 191H101V190H100ZM108 191H109V190H108ZM108 191H107V192H108ZM158 191H159V190H158ZM165 191H166V190H165ZM172 191H173V190H172ZM172 191H171V192H172ZM175 191H176V190H175ZM182 191H183V190H182ZM208 191H211L210 188H209ZM252 191H253V189H252ZM0 192H2V191H0ZM5 192H6V191H5ZM176 192H178V190H177ZM191 192H190V193H191ZM205 192H206V191H205ZM239 192H240V191H239ZM242 192H243V191H242ZM249 192H250V191H249ZM249 192H248V194H249ZM258 192H259V191H258ZM8 193H9V192H8ZM8 193H7V194H8ZM13 193H11V194H13ZM49 193H50V192H49ZM93 193H94V192H93ZM159 193H160V192H159ZM165 193H166V192H165ZM169 193H170V192H169ZM172 193H173V192H172ZM178 193H179V192H178ZM181 193H182V192H181ZM194 193H193L192 195H194ZM202 193H203V192H202ZM207 193H208V192H207ZM213 193H214V192H213ZM216 193H217V192H216ZM218 193H219V192H218ZM245 193H247V191H246ZM1 194H2V193H1ZM11 194H8V196L11 195ZM14 194H15V193H14ZM46 194H47V193H46ZM73 194H74V193H73ZM104 194H105V192H104ZM104 194H103V195H104ZM111 194H112V193H111ZM161 194H162V193H161ZM176 194H177V193H176ZM183 194H184V193H183ZM185 194H186V193H185ZM237 194H238V193H237ZM248 194H247V195H248ZM59 195H60V194H59ZM66 195H67V194H66ZM97 195H98V194H97ZM109 195H110V194H109ZM178 195H179V194H178ZM189 195H190V194H189ZM214 195H215V194H214ZM217 195H218V194H217ZM222 195H223V194H222ZM255 195H256V194H255ZM258 195H259V194H258ZM258 195H257V196H258ZM0 196H1V195H0ZM11 196H12V195H11ZM52 196H53V195H52ZM101 196H102V195H101ZM107 196H108V195H107ZM194 196L196 197V195H194ZM197 196H198V195H197ZM201 196H202V195H201ZM208 196H209V193H208ZM219 196H220V195H219ZM244 196H245V194H244ZM13 197H14V196H13ZM25 197H26V196H25ZM79 197H80V196H79ZM79 197H78V198H79ZM102 197H103V196H102ZM202 197H203V196H202ZM215 197H216V196H215ZM226 197H225V198H226ZM235 197H236V196H235ZM250 197H251V196H250ZM263 197H264V196H263ZM2 198H3V197H2ZM9 198H10V196H9ZM11 198H12V197H11ZM11 198H10V199H11ZM80 198H81V197H80ZM108 198H110V197H108ZM223 198H224V197H223ZM227 198H228V197H227ZM229 198H232V197H229ZM229 198L227 199L226 202H228V200H230V201L233 200V199H229ZM260 198H261V196H260ZM3 199H4V200L6 199L5 196H4ZM3 199H2V200H3ZM12 199H13V198H12ZM37 199H38V197H37ZM39 199H40V197H39ZM56 199H57V198H56ZM64 199H65V198H64ZM112 199H113V198H112ZM200 199H201V198H200ZM216 199H217V198H216ZM247 199H248V198H247ZM255 199H256V198H255ZM4 200H3V202H5ZM7 200H8V198H7ZM7 200H6V201H7ZM29 200H30V199H29ZM41 200L43 201V199H41ZM99 200H100V199H99ZM106 200H107V198H106ZM244 200H246V199H244ZM248 200L250 201V199H248ZM256 200H259V198L256 199ZM256 200H255V201H256ZM25 201H26V199H25ZM36 201H39V202H40L39 204H42V202H41L40 200H36ZM111 201H112V200H111ZM115 201H116V200H115ZM193 201H194V197H193ZM199 201H200V200H199ZM230 201H229V205L231 204ZM249 201H248V202H249ZM260 201H261V200H260ZM0 202H1V197H0ZM9 202H10V200H9L7 203H9ZM11 202H12V201H11ZM22 202H23V203H21V204H24V199H23ZM27 202H28V198H27ZM32 202H33V201H32ZM32 202L29 201V203H32ZM34 202H35V201H34ZM65 202H66V201H65ZM216 202H217V200H216ZM233 202L235 203V199L232 201V204H233ZM244 202H245V201H244ZM253 202H254V201H253ZM37 203H38V202H37ZM37 203L35 202V206H37V205H36ZM44 203H45V202H44ZM44 203H43V205H44ZM48 203H49V202H48ZM69 203H70V202H69ZM97 203H98V202H97ZM101 203H102V202H101ZM103 203H104V200H103ZM107 203H108V202H107ZM109 203H110V202H109ZM218 203H219V202H218ZM223 203H224V202H223ZM249 203H250V202H249ZM21 204H20L19 206H22ZM26 204L28 205V203H25V207L27 206ZM32 204H34V203H32ZM32 204H31L30 206H32ZM66 204H67V203L64 204L65 207L68 206V205H66ZM91 204H92V203H91ZM199 204H200V203H199ZM235 204H236V203H235ZM252 204H253V203H252ZM252 204H251V205H252ZM260 204H261V202H260ZM0 205H1V206L3 205L2 202H1ZM4 205H5V203H4ZM7 205H8V204H6L5 206L7 207ZM59 205H60V203H59ZM100 205H101V204H100ZM194 205H195V204H194ZM196 205L198 206V204H196ZM219 205H220V203H219ZM219 205H218V206H219ZM229 205L227 204V206H229ZM261 205H262V204H261ZM263 205H264V203H263ZM1 206H0V208H1ZM9 206H10V205H9ZM9 206H8V207H9ZM19 206L16 207V208L20 209ZM23 206H24V205H23ZM23 206H22V207H23ZM45 206H46V204H45ZM93 206H94V205H93ZM106 206H107V205H106ZM113 206H114V205H113ZM214 206H215V205H214ZM236 206H237V205H236ZM248 206H249V205H248ZM96 207H97V206H96ZM115 207H116V206H115ZM225 207H226V206H225ZM230 207H231V205H230ZM255 207H257V206H255ZM255 207H254V208H255ZM12 208H13V206H12ZM16 208H15V209H16ZM23 208H24V207H23ZM27 208H28V207H26V210L28 211V214H29V211H30L31 208H29V209H27ZM36 208H38V206H37ZM36 208H35V209H36ZM42 208H44V207H42ZM42 208H41V206L39 207V209H41V213H42V210H43ZM45 208H46V207H45ZM45 208H44L43 211H48V210H45ZM99 208H100V207H99ZM216 208H217V207H216ZM222 208H223V207H222ZM3 209H5V207L3 208V206H2V209H1V210H3ZM18 209H17V210H18ZM32 209H34V208H32ZM39 209L36 210V211H38L39 216H43V217H44V214L47 213V215H45V216H46L45 219L48 220L49 218H51V215H52V214L49 215V218H47V217H48V214L51 213V211H48L49 213H48V212H45L44 214L42 213L43 215H40L41 213H39V212H40ZM68 209H69V208H68ZM94 209H95V208H94ZM100 209H101V208H100ZM120 209H121V208H120ZM200 209H201V208H200ZM212 209H213V208H212ZM217 209H218V208H217ZM226 209H227V208H226ZM228 209H229V207H228ZM228 209H227V210H228ZM231 209H232V208H231ZM241 209H242V208H241ZM247 209H248V208H247ZM250 209H251V208H250ZM255 209H256V208H255ZM263 209H264V208H263ZM7 210H9V209H6V211H7ZM13 210H14V209H13ZM20 210H21V209H20ZM24 210H25V209H24ZM59 210H60V209H59ZM71 210H72V209H71ZM96 210H97V209H96ZM232 210H234V209H232ZM232 210H231V211H232ZM245 210H246V208H245ZM260 210H261V209H260ZM9 211H12V210H9ZM9 211H8L7 213H9ZM34 211H35V210H33V211L31 210V211H30L31 213H30L29 215L27 214V212H26L25 214H27L28 217H29V219L32 220L33 222H34L36 219H38V218H40V219H38V221H39V220L42 221V217H36V216H38V215L36 214L37 212L35 213ZM61 211H62V210H61ZM73 211H74V210H73ZM120 211H121V210H120ZM247 211H248V210H247ZM250 211H252V210H250ZM0 212H1V211H0ZM4 212H5V211H4ZM16 212H17V211H15V214H16ZM18 212L20 213L19 210H18ZM21 212H22V211H21ZM106 212H107V211H106ZM215 212H216V211H215ZM217 212H218V210H217ZM228 212H229V211H228ZM248 212H249V211H248ZM12 213H13V211H12ZM22 213H23V212H22ZM22 213H20L21 216H22V215H25V214H22ZM108 213H110V212H108ZM117 213H118V212H117ZM242 213H243V212H242ZM250 213H251V212H250ZM256 213H257V212H256ZM260 213H261V212H260ZM4 214H5V213H4ZM4 214H3V215H4ZM9 214L12 216L14 213L11 214V212H10ZM9 214H8L7 216H9ZM20 214H19V216H20ZM69 214H70V213H69ZM95 214H96V213H95ZM98 214H100V213H98ZM228 214H229V213H228ZM247 214H248V213H247ZM1 215H2V213H1ZM1 215H0V216H1ZM16 215H18V214H16ZM27 215H26V216H27ZM53 215H56V214H53ZM53 215H52V216H53ZM57 215H58V213H57ZM101 215H102V214H101ZM114 215H115V214H114ZM251 215H252V214H251ZM251 215H249V216H251ZM256 215H257V214H256ZM260 215H262V213H261ZM4 216H5V215H4ZM96 216H97V215H96ZM106 216H107V215H106ZM230 216H232V213L230 214ZM236 216H237V215H236ZM252 216H253V215H252ZM28 217H27V219H26L25 216H24V218L26 219V220H25V219H24V220L27 222V225H26V223H24V224L26 225V226L24 225V227H26V228L31 224V223H30L31 221L28 219ZM35 217H36V218H35ZM114 217H115V216H114ZM215 217H216V214L214 215V214H208V213H207V215H206V217H205L204 220H205V222H208V223L210 224L209 227H208L209 229H210V226L212 227L213 225L216 224V223H215V220L218 219V218L216 217V219H215ZM224 217H225V216H224ZM233 217H234V216H233ZM245 217H246V216H245ZM258 217H259V215H258ZM9 218H10V216H9ZM17 218H18V217H17ZM33 218H35V219H33ZM52 218H53V217H52ZM54 218H55V217H54ZM99 218H100V216H99ZM111 218H112V217H111ZM123 218H125V217H123ZM220 218H221V217H220ZM225 218H226V217H225ZM254 218H257V217H254ZM254 218H253V219H254ZM10 219H11V218H10ZM10 219H8V220H10ZM12 219L16 220V221L13 220V221L15 222V223H14V222H13V223L16 224V222H17V225H19V224L21 223L20 221H22V220H19V219H16V218H12ZM12 219H11V220H12ZM20 219H21V217H20ZM259 219H261V218H259ZM11 220H10V221H11ZM49 220H50V219H49ZM49 220H48V221H49ZM53 220H54V219H52V224H53V222H55V221H53ZM107 220H109V219H107ZM124 220H125V219H124ZM228 220H230V219L227 218L226 221H228ZM232 220H233V219H232ZM237 220H238V219H237ZM257 220H258V219H257ZM257 220H256V224L258 223ZM263 220H264V219H263ZM18 221H19L20 223H19ZM25 221H24V222H25ZM28 221H29V222H28ZM41 221H39V223H38L37 220H36L35 222H37V223L34 222V224H36V225L38 226V224L40 225V224L42 223ZM43 221H44V223L46 222L44 219H43ZM216 221H217V220H216ZM223 221H225V220H223ZM240 221H241V220H240ZM243 221H244V220H243ZM252 221H253V220H252ZM252 221H250V222H252ZM254 221H255V220H254ZM260 221H261V220H260ZM113 222H114V221H113ZM231 222H232V221H231ZM235 222H236V221H235ZM237 222H238V221H237ZM262 222H263V221H262ZM262 222H261V223H262ZM10 223H11V222H9V225H11ZM22 223H23V222H22ZM46 223H47V222H46ZM99 223H100V222H99ZM103 223H104V222H103ZM107 223H108V222H107ZM214 223H215V224H214ZM245 223H246V222H245ZM254 223H255V222H254ZM14 224H13L12 226H14ZM28 224H29V225H28ZM32 224H33V223H32ZM34 224H33L32 226H35ZM48 224H49V223H48ZM50 224H51V223H50ZM50 224H49V225H50ZM52 224H51V225H52ZM105 224H106V223H105ZM112 224H113V223H112ZM121 224H122V223H121ZM203 224H204V222H203ZM220 224H221V223H220ZM220 224H219V225H220ZM222 224H223V223H222ZM226 224H227V223H226ZM252 224H253V223H252ZM20 225H21V224H20ZM43 225H44V224H43ZM94 225H95V224H94ZM118 225H119V224H118ZM230 225H231V224H230ZM239 225H240V222H239ZM262 225H263V224H262ZM32 226H30V227H31V228H30L31 230L29 229V230L31 231V232H30L31 234H30V233H27V235L30 234V236H31V235L33 236V234H32V230H33L34 227H32ZM41 226H42V224H41ZM41 226H40V227H37V228H39V230H40V228L43 227V226H42V227H41ZM95 226H96V225H95ZM221 226H222V225H221ZM226 226H227V225H226ZM237 226H238V225H237ZM263 226H264V225H263ZM15 227H16V225H15ZM15 227H12V229H13V228L15 229ZM19 227H20V226H18V228H19ZM21 227H23V226H21ZM47 227H48V226H47ZM109 227H110V226H109ZM111 227H113V225H112ZM242 227H243V226H242ZM242 227H241V228H242ZM255 227H256V226H255ZM26 228H23V229H26ZM28 228H29V227H28ZM37 228L35 227L36 230H33V233H34V232L36 233V231H38ZM44 228H45V227H44ZM44 228H42V229H43V230H42L43 232H44V230H45ZM49 228H50V227H49ZM226 228H228V227H226ZM233 228H234V227H233ZM239 228H240V227H239ZM243 228H245V227H243ZM253 228H254V227H253ZM259 228H260V227H259ZM104 229H105V228H104ZM229 229H230V228H229ZM235 229H236V228H235ZM247 229H249V228H247ZM247 229H246V230H247ZM254 229H256V228H254ZM260 229H261V228H260ZM262 229H264V228H262ZM15 230H16V229H15ZM98 230H99V229H98ZM119 230H120V229H119ZM241 230H242V229H241ZM241 230H240V231H241ZM249 230H250V229H249ZM257 230H258V228H257ZM17 231H18V230H17ZM42 231H41V232H42ZM103 231H104V230H103ZM106 231H107V229H106ZM106 231H105V233H106ZM197 231H198V230H197ZM237 231H238V230H237ZM253 231H254V230L252 229V232H253ZM259 231H262V230H259ZM19 232H20V230H19ZM24 232H25V230H24L23 232H21V233L24 234ZM26 232H27V230H26ZM93 232H94V231H93ZM205 232H206V231H205ZM256 232H257V231H256ZM39 233H40V231H39ZM100 233H101V230H100ZM237 233L240 235L239 232H237ZM245 233H246V231H245ZM253 233H254V232H253ZM263 233H264V232H263ZM14 234H16V233H14ZM103 234H104V233H103ZM233 234H234V233H233ZM255 234H256V233H255ZM261 234H262V233H260V235H261ZM16 235H18V234H16ZM19 235H20V234H19ZM21 235H22V234H21ZM25 235H26V234H24V236H25ZM35 235H36V234H35ZM104 235H105V234H104ZM195 235H196V234H195ZM244 235H245V234H244ZM250 235H251V234H250ZM258 235H259V234H257V236H258ZM263 235H264V234H263ZM263 235H262V236H263ZM13 236H14V235H13ZM22 236H23V235H22ZM24 236H23V237H24ZM196 236H197V235H196ZM248 236H249V235H247V237H248ZM26 237H27V236H26ZM26 237H24V238H26ZM92 237H95V236H92ZM198 237H199V236H198ZM200 237H201V236H200ZM244 237H245V236H244ZM244 237H243V235H242V238H244ZM253 237H255V235H254ZM17 238H19V236L16 237V239H17ZM30 238H31V237H30ZM193 238H194V237H193ZM235 238H236V237H235ZM235 238H234V239H235ZM240 238H241V237H240ZM251 238H252V237H251ZM256 238H257V237H256ZM19 239L22 240L21 238H19ZM26 239H27V241H28V237H27ZM194 239H195V240H193L192 238L190 239V240H193V241L191 242V244H189L190 247H191V249H193L194 247L198 246L199 244H201V243L203 242V241H202V240H203L202 237H201L202 240H199L200 238H198V239L194 238ZM204 239H205V238H204ZM244 239H245V238H244ZM247 239H249V238H247ZM252 239H253L252 241H254V238H252ZM261 239H263V238H261ZM190 240H189V241H190ZM230 240H231V239H230ZM241 240H242V239H241ZM94 241H95V240H94ZM200 241H201V242H200ZM222 241H223V240H222ZM238 241H239V240H238ZM244 241H245V240H244ZM255 241H258V239H256ZM263 241H264V240H263ZM104 242H105V241H104ZM226 242H227V241H226ZM242 242H243V240H242ZM248 242H249V241H248ZM258 242H259V241H258ZM98 243H99V242H98ZM224 243H225V242H224ZM245 243H247V242H245ZM254 243H255V242H254ZM229 244H230V243H229ZM240 244H241V243H240ZM243 244H244V243H243ZM248 244L252 245L251 240H250V242H249ZM261 244H262V243H261ZM98 245H99V244H98ZM187 245H188V244H187ZM189 245H188V246H189ZM254 245H257V243L254 244ZM254 245H253V246H254ZM38 246H39V245H38ZM121 246H122V245H121ZM200 246H201V245H200ZM202 246H203V245H202ZM225 246H226V245H225ZM227 246H228V245H227ZM231 246H232V245H231ZM231 246H230V247H231ZM248 246H249V245H248ZM248 246H246V247H248ZM258 246H259V245H258ZM41 247H42V245H41ZM119 247H120V246H119ZM190 247H189V248H190ZM241 247H242V246H241ZM254 247H255V246H254ZM262 247H263V246H262ZM196 248H197V247H196ZM198 248H200V247H198ZM231 248L233 249V247H231ZM260 248H261V247H260ZM260 248H259V249H260ZM39 249L42 250L40 247H39ZM224 249H225V248H224ZM232 249H231V250H232ZM242 249H243V248H242ZM247 249H248V248H247ZM249 249H252V248H249ZM257 249H258V248H257ZM186 250H187V249H186ZM186 250H185V253H186ZM188 250H189V249H188ZM198 250H199V249H198ZM238 250H239V249H238ZM243 250H245V247H244ZM243 250H242V251H243ZM37 251H38V247H37ZM193 251H194V250H193ZM193 251H192V252H193ZM195 251H196V249H195ZM195 251H194V252H195ZM246 251H247V250H246ZM249 251H250V250H248L247 252L249 253ZM251 251H252V250H251ZM262 251H263V249L260 250V252H262ZM190 252H191V251H190ZM196 252H197V251H196ZM224 252H226V250H224ZM232 252H233V251H232ZM237 252H238V251H237ZM240 252H241V251H240ZM240 252H239V253H240ZM253 252H255V251H253ZM253 252H252V253H253ZM187 253H188V252H187ZM187 253H186V254H187ZM230 253H231V252H230ZM239 253H238V255H239ZM243 253H246V252H243ZM256 253H257V250H256ZM258 253H259V252H258ZM258 253H257V254H258ZM263 253H264V252H262V254H263ZM225 254H226V253H225ZM235 254H236V253H235ZM250 254H251V253H250ZM123 255H124V254H123ZM184 255H185V254H184ZM238 255L236 254L235 257H238ZM242 255H243V254H242ZM245 255H246V254H245ZM252 255H253V254H252ZM252 255H251V256H252ZM255 255H256V254H255ZM260 255H261V253H260ZM260 255H259V256H260ZM186 256H187V255H186ZM224 256H225V255H224ZM229 256H230V255H229ZM239 256H241V255H239ZM251 256H250V257H251ZM261 256H263V255H261ZM225 257H226V256H225ZM244 257H245V256H244ZM244 257H243V258H244ZM246 257L248 258V255H246ZM246 257H245V259H246ZM115 258H116V257H115ZM123 258H124V257H123ZM253 258L255 259V257H253ZM119 259H120V258H119ZM229 259H230V258H229ZM232 259H235V258H232ZM236 259H237V258H236ZM238 259H242V257H241V258L239 257ZM245 259H243V261L246 262V260H247V263H251L252 261H254L253 259L251 260L250 258H248L250 261H249L248 259H246V260H245ZM257 259H258V258H257ZM257 259H256V260H257ZM183 260H184V259H183ZM183 260H181V261H183ZM225 260H226V259H225ZM256 260H255V262H256ZM232 261H233V260H232ZM235 261H237V260H235ZM240 261H241V260H240ZM240 261H239V262H240ZM243 261H241L242 264L245 263V262H243ZM248 261H249V262H248ZM257 261H259V260H257ZM184 262H185V261H183V264H184ZM229 262H230V263H229ZM229 262H228V264H234V263H236V262H231V261H229ZM255 262H253V263H255ZM226 263H227V262H226ZM237 263H238V262H237ZM237 263H236V264H237ZM247 263H245V264H247ZM253 263H251V264H253ZM256 263H257V262H256ZM115 264H116V263H115ZM181 264H182V263H181ZM239 264H241V263H239Z\"/></svg>",
    "mask_w": 264,
    "mask_h": 264
}]
</instances>
